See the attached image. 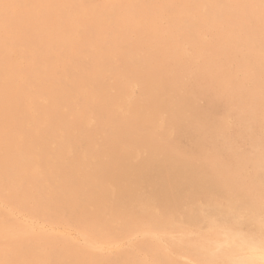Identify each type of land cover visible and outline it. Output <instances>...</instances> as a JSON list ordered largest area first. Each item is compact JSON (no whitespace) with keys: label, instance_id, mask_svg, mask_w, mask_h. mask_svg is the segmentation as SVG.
Returning <instances> with one entry per match:
<instances>
[{"label":"rangeland","instance_id":"374dc122","mask_svg":"<svg viewBox=\"0 0 264 264\" xmlns=\"http://www.w3.org/2000/svg\"><path fill=\"white\" fill-rule=\"evenodd\" d=\"M2 1V0H0ZM10 1V2H9ZM20 1V2H19ZM21 1H25L21 3ZM27 1V3H26ZM37 1V2H36ZM40 1V2H39ZM3 0L0 4V53L3 45L13 44L18 45L20 43L21 49L25 48L21 44L24 40V34L18 31L19 22H25L28 20L33 21L35 24L39 25L38 37L39 41L46 46V49L40 56L37 62H31V60L26 61L23 57L19 58L18 61L20 67H16L10 64L0 65V70L3 69L8 72L6 75L0 74V87L9 84L13 85V91L9 94L12 96L14 91V85H22L24 89H27V94L25 96L26 100V110L30 114V118L36 116L39 119V123L34 127L35 135L38 137L33 142H30L26 137L28 129L22 128L19 130L22 124V119L20 116L21 108H10L8 103L9 95H7L6 100L2 103L0 107V264H61L64 260H68L69 257L66 253H63L64 248L62 245H66L63 241V236L67 237V240L72 238L74 242H78L79 246L85 247V243L90 240L92 247L87 248L85 252L75 255L77 257V264H227L225 259H222L217 253H215L217 244H221L224 238L226 230H228L233 225L240 228L244 233H248L253 229V225L249 224V220L252 216L260 215L261 220L264 221V0H101L100 8L105 7V9L114 8L115 13L111 16H105L103 14L91 12L84 15L79 9L73 11V14L66 15L63 19L64 22L58 24V22H53L45 19L44 12L54 0ZM51 3H50V2ZM56 1V0H55ZM72 1V0H71ZM106 1V2H105ZM109 1V2H108ZM145 1V2H143ZM150 1V2H149ZM180 1V2H179ZM193 1V2H191ZM204 3H203V2ZM224 1V2H221ZM238 1V2H237ZM244 1V2H243ZM251 1V2H250ZM255 1V2H254ZM8 2V3H6ZM32 2V3H31ZM35 2V3H34ZM42 2V3H41ZM48 2V3H46ZM77 5V0H73ZM116 2V3H115ZM118 2V4H117ZM137 2V3H136ZM142 2V3H140ZM148 4H147V3ZM167 2V3H166ZM172 2V3H171ZM191 2V3H190ZM201 2V3H200ZM209 2V3H208ZM218 2V3H217ZM227 2V4H226ZM232 2V3H230ZM237 2V3H236ZM243 2V4H242ZM247 2V3H246ZM30 3V4H28ZM34 3V4H33ZM37 3V4H36ZM46 3V4H45ZM106 3V4H105ZM109 3V4H108ZM134 3V4H133ZM154 3V4H153ZM169 3V4H168ZM171 3V4H170ZM178 3V4H177ZM181 3V4H179ZM183 3V4H182ZM216 3V5L214 4ZM222 3V4H221ZM235 3V5L233 4ZM240 3V4H239ZM15 4V5H14ZM20 4V6H19ZM26 6H25V5ZM34 6H33V5ZM36 4V5H35ZM43 4V6H42ZM49 4V5H47ZM114 4V5H112ZM122 4V5H121ZM140 4V5H139ZM147 4V5H146ZM164 4V5H163ZM198 4V5H197ZM215 6H214V5ZM229 4V5H228ZM260 4V6H259ZM8 7H6V6ZM17 5V6H16ZM32 5V6H31ZM38 5V7H37ZM103 5V6H102ZM109 7H108V6ZM126 5H128L127 8ZM130 6L131 9H130ZM137 7H136V6ZM142 5V6H141ZM180 5V6H178ZM194 5H197V7ZM210 5V6H209ZM212 5V6H211ZM228 5V6H227ZM241 7H240V6ZM254 5V6H253ZM16 6V7H15ZM24 6V7H23ZM31 6V8H30ZM115 6V7H112ZM118 6V7H117ZM167 6V7H166ZM182 6V7H181ZM202 6V8H201ZM207 6V7H206ZM209 6V7H208ZM218 6V7H217ZM228 9H227V7ZM238 6V7H237ZM6 7V8H5ZM14 7V8H13ZM21 8L20 9H18ZM28 7V8H27ZM37 7V8H34ZM45 7V8H44ZM112 7V8H111ZM143 7V8H142ZM178 7V9H177ZM180 7V8H179ZM193 7V9L191 8ZM226 7V8H225ZM233 7V8H232ZM236 9H235V8ZM260 7V8H259ZM262 7V8H261ZM13 9V11L11 9ZM17 8V10H16ZM27 8V9H26ZM30 8V9H29ZM120 8V9H119ZM147 8V9H146ZM169 8V9H168ZM189 8V9H188ZM199 8V9H198ZM218 8V9H217ZM231 8V9H230ZM241 8V9H239ZM245 8V9H243ZM250 8V11H249ZM255 10H254V9ZM25 11H22V10ZM35 9V10H34ZM41 9V11L39 10ZM107 9V10H108ZM126 9V11H125ZM129 9V10H127ZM138 9V11H137ZM141 11H140V10ZM168 9V10H167ZM174 9L173 11H171ZM189 11H188V10ZM195 9H198L197 11ZM208 9V10H207ZM215 9V10H214ZM243 9V10H242ZM247 9V10H246ZM253 9V10H252ZM7 10V14L5 12ZM20 12H19V11ZM28 10V11H27ZM31 10V11H30ZM38 10V12H37ZM135 10V11H133ZM162 10V12H160ZM194 10V12H192ZM227 10V11H226ZM230 10V11H229ZM10 11V12H8ZM35 11V12H34ZM118 11V12H117ZM124 11V12H123ZM140 11V13H139ZM158 13H157V12ZM168 11V12H167ZM191 11V12H190ZM211 11V12H210ZM216 11V12H215ZM223 12V14L221 12ZM236 11V12H235ZM238 11V12H237ZM240 11V12H239ZM242 11V12H241ZM247 11V12H246ZM4 12V13H3ZM13 12V14L11 13ZM16 12V13H15ZM27 12V13H26ZM31 12V15H30ZM130 12V13H129ZM131 12L133 14H131ZM151 14H150V13ZM155 12V14H154ZM170 12V13H169ZM173 12V13H172ZM175 12V13H174ZM182 12V14H181ZM206 12V13H205ZM235 12V13H233ZM244 12V13H243ZM24 13V14H23ZM38 13V14H37ZM43 13V14H42ZM76 13V14H75ZM82 13V14H81ZM117 16L114 17V15ZM123 13V14H122ZM127 13V14H126ZM142 13V14H141ZM211 13V14H210ZM218 13V14H217ZM239 13V14H237ZM247 13V14H246ZM249 13V14H248ZM261 13V14H260ZM263 13V14H262ZM3 14V16H2ZM29 14V15H28ZM34 14L35 16H33ZM41 14V15H40ZM98 14V15H97ZM138 14V16H136ZM166 14V15H165ZM181 14V17L180 15ZM188 14V15H186ZM190 14V15H189ZM207 14V15H205ZM215 14V15H214ZM222 14V15H221ZM242 14V16L240 15ZM5 15V16H4ZM10 15V16H9ZM15 15V16H14ZM17 15V17H16ZM19 15V16H18ZM25 15V16H24ZM120 18H119V16ZM125 15V16H124ZM164 15V16H163ZM183 15V17H182ZM218 15V17H217ZM221 15V16H220ZM226 15V16H225ZM229 15V16H228ZM257 15V16H256ZM260 15V16H258ZM12 16V17H11ZM37 16V17H36ZM42 16V17H41ZM90 16H92L90 18ZM95 16V18H94ZM99 16L101 18H99ZM133 16V17H132ZM176 16V17H175ZM197 16H199L197 18ZM220 16V17H219ZM225 16V17H224ZM236 16V17H235ZM239 16V17H238ZM245 16V18H244ZM256 16V17H254ZM14 17V18H13ZM21 17V19H19ZM78 17V18H77ZM85 17V18H84ZM108 17V18H107ZM143 17V18H142ZM172 17V18H170ZM180 17V18H179ZM195 17V18H194ZM217 17V18H216ZM248 17V18H247ZM255 19H254V18ZM24 18V20H23ZM36 18V19H35ZM43 18V19H42ZM71 18V19H70ZM88 18V19H87ZM97 18V19H96ZM99 18V19H98ZM112 18H115L114 20ZM124 18V19H123ZM138 18V19H137ZM160 18V19H159ZM191 18V20H190ZM203 18V19H202ZM220 18V19H219ZM253 18V19H252ZM42 21H41V20ZM77 19V20H76ZM86 19V20H85ZM110 19V20H109ZM131 19V20H130ZM157 19V20H156ZM172 19V20H171ZM177 19V20H176ZM181 19V20H179ZM216 19V21H215ZM222 19V20H221ZM226 23H224L225 21ZM227 19V20H226ZM244 19V20H243ZM249 19V20H248ZM251 19V20H250ZM258 19V20H257ZM2 20L4 24H2ZM21 20V21H20ZM23 20V21H22ZM39 20V22H38ZM97 20V21H96ZM108 22H107V21ZM119 20V21H118ZM147 20V21H146ZM154 20V21H153ZM156 20V21H155ZM159 20V21H158ZM164 20V21H163ZM170 20V22H168ZM175 22H174V21ZM183 20V21H182ZM203 20V21H202ZM213 20V21H212ZM229 20V21H228ZM233 20V21H231ZM236 20V21H235ZM241 20V22H240ZM260 20V21H259ZM12 21V23H10ZM15 21V22H14ZM45 21V22H44ZM85 21V22H84ZM87 21V22H86ZM125 21V22H124ZM139 21V22H138ZM178 21V22H177ZM182 23H181V22ZM186 21V22H185ZM201 21V22H195ZM211 21V23H210ZM218 21V22H217ZM222 22L219 23V22ZM228 21V22H227ZM246 23H245V22ZM249 21V23H248ZM257 21V22H256ZM17 22V23H16ZM37 22V23H36ZM74 22V23H73ZM103 22V24L101 23ZM111 22V23H110ZM120 22V23H119ZM124 22V23H123ZM130 22V23H129ZM149 22V23H148ZM155 22V23H154ZM157 22V23H156ZM166 24H165V23ZM192 22V23H191ZM206 22V23H205ZM208 22V24H207ZM231 22V23H230ZM233 22V23H232ZM8 23V24H7ZM47 23V25H46ZM95 23V26L94 24ZM111 25H109V24ZM114 23V24H112ZM144 23V24H143ZM177 23V25H176ZM181 23V24H180ZM190 23V24H189ZM229 23V24H228ZM236 23V24H235ZM245 23V24H243ZM253 23V24H252ZM16 24V25H15ZM91 24V25H90ZM101 24V25H100ZM117 24V25H116ZM121 24V25H120ZM147 24V26H146ZM150 26H149V25ZM155 24V25H154ZM157 24V26H156ZM186 24V25H185ZM189 24V25H188ZM194 24V26H193ZM205 24V25H203ZM213 24V25H212ZM233 24V26H232ZM8 25V26H7ZM11 25V27H10ZM14 25V26H13ZM45 25V26H44ZM61 25V26H60ZM89 25V26H87ZM106 25V26H105ZM127 25V26H126ZM135 25V26H134ZM160 25V26H159ZM163 25V26H161ZM165 25V26H164ZM172 25V26H171ZM176 25V26H175ZM188 25V26H187ZM191 25V27H190ZM202 25V26H201ZM211 25V26H210ZM226 25V26H225ZM237 25V28H236ZM241 25V26H240ZM250 27H243V26ZM255 25V26H253ZM258 25V26H257ZM6 26V28H5ZM46 26H50L46 29ZM79 26V27H78ZM86 26V27H85ZM92 26V29H91ZM95 28H94V27ZM114 26V27H113ZM218 28H217V27ZM263 26V27H262ZM82 27V28H81ZM84 27V28H83ZM102 29H101V28ZM157 27V28H156ZM176 27V28H175ZM190 27V29H189ZM201 27V28H200ZM204 27V29L202 28ZM206 27V28H205ZM209 29H208V28ZM211 27V29H210ZM229 27V28H228ZM232 27V29L230 28ZM242 27V28H241ZM259 29H258V28ZM3 28V29H1ZM88 28V30H87ZM99 28V29H98ZM110 28V30H109ZM128 28V30H127ZM161 28V29H160ZM166 30H165V29ZM186 28V29H185ZM196 28V29H195ZM199 28V29H198ZM234 28V30H233ZM246 28V29H244ZM249 28V29H248ZM257 28V29H256ZM15 29V32H13ZM58 29V30H56ZM74 29V30H73ZM87 32H86V30ZM91 29V30H89ZM96 29V30H94ZM115 32H114V30ZM120 29L121 33L118 31ZM123 29V30H122ZM130 29V30H129ZM177 29V30H176ZM179 29V30H178ZM201 29V30H200ZM214 29V30H213ZM230 29V31L228 30ZM241 29V30H240ZM244 29V30H243ZM256 29V30H255ZM71 30V31H70ZM78 30V32H77ZM103 30V31H101ZM106 30V31H105ZM147 30V31H146ZM150 30V31H149ZM163 31V33L160 32ZM210 30V31H209ZM216 30V31H215ZM225 30V31H224ZM243 30V32H242ZM246 30V31H245ZM249 30V31H248ZM255 32H252V31ZM260 30V31H257ZM263 30V31H262ZM83 31V32H82ZM97 31V32H96ZM101 31V33H100ZM126 31V32H125ZM132 31V32H131ZM142 31V32H141ZM154 31V32H153ZM186 31V32H185ZM194 31V32H193ZM214 33H213V32ZM230 33H229V32ZM232 31V32H231ZM239 33H238V32ZM242 33H241V32ZM246 33H245V32ZM252 33H251V32ZM9 32V33H8ZM13 32V35L11 33ZM17 32V35H16ZM46 32V33H45ZM53 34H51V33ZM80 32V33H79ZM82 32V33H81ZM104 32V33H103ZM105 32L108 35L105 34ZM126 34H125V33ZM160 32L161 34H159ZM167 32V33H166ZM197 32V34H196ZM218 32V34L216 33ZM221 34H220V33ZM225 32V33H224ZM235 32V33H234ZM19 33V34H18ZM68 33V34H67ZM72 33V34H71ZM90 33V34H89ZM96 33V34H95ZM150 33V34H149ZM170 33V34H169ZM195 33V34H194ZM205 33V34H203ZM251 33V34H249ZM255 33V34H254ZM42 34V35H41ZM50 34V35H49ZM61 36H60V35ZM95 34V35H94ZM116 34V36H115ZM118 34V35H117ZM137 34V35H135ZM174 34V36H173ZM176 34V36H175ZM186 34V35H184ZM190 34V35H189ZM209 34V35H208ZM224 34V35H223ZM229 34V35H227ZM232 34V35H231ZM237 34V35H236ZM240 34V35H239ZM246 35L245 39L244 36ZM9 37H8V36ZM11 35V36H10ZM81 35V36H80ZM94 35V36H93ZM98 35V36H97ZM101 35V36H100ZM113 35V37H112ZM135 35V36H134ZM159 35V36H158ZM169 35V39H168ZM185 38H184V36ZM195 35V36H194ZM200 35V36H199ZM218 35V36H217ZM220 35V36H219ZM227 35V37L225 36ZM248 35H251L248 36ZM255 35V36H254ZM258 35V36H257ZM14 36V37H13ZM19 40H18V38ZM41 36V37H40ZM44 36V37H43ZM52 36V37H51ZM91 36V37H90ZM96 36V37H95ZM105 36V37H103ZM110 36V37H107ZM128 36V37H127ZM165 36V37H163ZM190 38H189V37ZM197 36H199L197 38ZM224 36V39L221 38ZM234 36V37H233ZM240 36V37H239ZM2 37V38H1ZM43 37V38H42ZM49 37V38H48ZM54 37V38H53ZM61 37V38H60ZM82 37V38H81ZM90 39H88V38ZM118 37V38H117ZM138 37V39H137ZM141 37V38H140ZM158 37V38H157ZM174 37V38H173ZM210 37V38H209ZM215 37V38H214ZM243 37V38H241ZM248 37V38H247ZM254 37V38H253ZM7 38V39H5ZM15 38V40H14ZM22 38V40H20ZM51 38H53L51 40ZM94 38H96L94 40ZM101 38V39H100ZM106 38V39H105ZM109 38V39H108ZM111 38V39H110ZM116 38V39H115ZM126 38V39H125ZM133 38V39H131ZM157 38V40H156ZM163 40H160V39ZM172 38V39H171ZM176 38V39H175ZM192 38V39H191ZM217 38V40H216ZM221 38V39H220ZM232 38V39H231ZM236 38V39H235ZM242 40H241V39ZM248 43H247V39ZM259 38V39H258ZM13 41L11 42V40ZM17 39V40H16ZM49 39V41H48ZM58 39L60 41H58ZM65 39V40H64ZM72 39V42H71ZM77 39V40H76ZM87 39V40H86ZM119 39V40H118ZM137 39V40H136ZM190 39V40H189ZM200 39V40H199ZM208 39V41H207ZM226 39V40H225ZM240 39V40H239ZM252 39V40H251ZM263 39V40H261ZM2 40V41H1ZM8 40V41H7ZM64 40V41H63ZM86 40V41H85ZM90 40V41H89ZM100 40V41H99ZM105 40V41H104ZM131 40V41H130ZM133 40H135L133 42ZM156 40V41H155ZM180 40V41H179ZM182 40V41H181ZM192 40V41H191ZM197 40V42L195 41ZM202 40H204L202 42ZM219 40V41H218ZM225 40V41H224ZM239 40V42H238ZM261 40V41H260ZM10 41V42H9ZM17 41V43H16ZM64 43H63V42ZM93 41V42H92ZM97 41V43H96ZM102 41V42H101ZM109 41V42H106ZM127 41V42H126ZM138 41V42H137ZM160 41V42H159ZM165 41V42H164ZM191 41V42H190ZM222 41L224 43H222ZM237 41V42H236ZM244 43H243V42ZM260 41V43L256 42ZM263 41V43H262ZM7 42V43H6ZM14 42V43H13ZM54 42L56 44H54ZM83 43L80 45V43ZM95 42V43H94ZM106 42V43H105ZM118 42V43H116ZM126 42V43H125ZM140 42V43H139ZM146 42V43H145ZM172 42V43H170ZM177 42H179L177 44ZM189 42V43H188ZM197 44H196V43ZM205 42V43H204ZM208 42L210 44H208ZM231 42V45L229 46ZM233 42V44H232ZM252 42L253 45L252 46ZM61 43V45L59 44ZM88 43V45H86ZM95 45H91V44ZM108 43V44H107ZM121 43V44H120ZM134 43V44H133ZM141 43H143V46ZM153 43V44H152ZM168 43H170L168 45ZM67 44V46H66ZM118 44V45H117ZM133 44V45H132ZM138 44V45H137ZM141 44V45H140ZM152 44V45H151ZM158 44V45H157ZM167 44V46H166ZM177 44V46H176ZM191 44V45H189ZM204 44V45H203ZM207 44V45H206ZM214 46H212V45ZM223 46L221 49L219 46ZM55 47H54V46ZM59 47H56V46ZM83 48L80 49V47ZM85 45V46H83ZM91 45V46H90ZM99 45V46H98ZM104 45V46H103ZM107 45V47H106ZM129 47H128V46ZM154 45V46H153ZM183 45V46H182ZM209 45V47H208ZM234 45V46H233ZM243 45V46H242ZM262 45V46H261ZM61 46V47H60ZM75 46V48L73 47ZM78 46V47H77ZM126 46V47H125ZM148 46V47H147ZM153 48H152V47ZM165 46V47H164ZM174 46V47H172ZM179 46V48H178ZM202 46V47H201ZM228 46V48H226ZM236 46V47H235ZM239 46V47H237ZM246 46V47H244ZM252 48H249V47ZM258 46V47H257ZM260 46V47H259ZM50 47V48H49ZM67 47V48H66ZM89 47V48H88ZM103 47V49H102ZM111 47V48H109ZM124 47V48H123ZM133 47V48H132ZM164 47V48H163ZM184 47V48H183ZM192 47V48H189ZM209 49H208V48ZM241 47V48H240ZM65 48V49H63ZM97 48V49H96ZM106 48V49H104ZM114 48V49H113ZM123 48V49H122ZM126 48V49H125ZM140 48V49H139ZM146 48L149 50L146 51ZM168 50H167V49ZM179 50H178V49ZM207 48V49H206ZM217 48V50L215 49ZM227 50H225V49ZM233 49V51L231 49ZM246 48V49H245ZM54 49V50H53ZM136 51H135V50ZM164 51H163V50ZM173 49V50H172ZM199 49V50H198ZM205 49V50H204ZM215 49V52H214ZM219 49V50H218ZM238 49V50H237ZM245 49V50H243ZM254 49V50H252ZM21 50V51H22ZM67 50V53H66ZM76 50V52H75ZM79 52H78V51ZM82 50V51H81ZM85 50V51H84ZM99 50V51H98ZM103 50V51H102ZM111 50L113 52H111ZM127 50V51H126ZM131 52H130V51ZM135 52L133 53L132 52ZM170 50V51H169ZM182 50V51H180ZM201 50V51H200ZM212 50V51H211ZM224 50V51H223ZM235 50V51H234ZM240 50V51H239ZM251 50V52H250ZM58 51V52H56ZM63 51V52H62ZM65 51V52H64ZM74 51V52H73ZM97 51V52H96ZM105 51V52H104ZM116 51V53H114ZM123 51V52H122ZM146 51V52H145ZM180 51V52H178ZM189 51V52H188ZM203 51V52H202ZM218 51V53H217ZM220 51V52H219ZM226 51V52H225ZM62 52V54H61ZM81 52V53H80ZM89 52V53H87ZM121 52V54H120ZM128 52V53H127ZM167 52V53H166ZM170 52V53H169ZM176 52V53H175ZM193 52V54L191 53ZM212 52V53H211ZM235 52V53H234ZM58 53V55H56ZM66 53V54H65ZM70 53V54H69ZM93 53V54H92ZM98 53V54H96ZM101 53V54H100ZM108 53V54H107ZM112 53V54H111ZM114 53V54H113ZM172 53V54H171ZM182 53V54H181ZM195 53V54H194ZM200 53V54H197ZM205 53V54H204ZM210 53V54H209ZM224 53V54H223ZM230 53V54H229ZM250 53V54H249ZM258 53V55H257ZM260 53V55H259ZM51 54V56H49ZM83 54V56H82ZM99 54L101 56H99ZM130 54V55H129ZM140 54V55H139ZM143 54V55H142ZM163 56H161V55ZM171 54V56H170ZM177 54V55H176ZM204 54V56H203ZM209 54V55H208ZM217 54V55H216ZM219 54V55H218ZM236 54V55H235ZM240 54H242L240 56ZM251 54H253L251 56ZM55 55V56H54ZM81 55V58H80ZM117 55V56H116ZM121 55V56H120ZM135 55V56H134ZM176 57H174V56ZM189 55V56H188ZM196 55V56H195ZM226 55V57H224ZM231 55V56H230ZM234 55V57L232 56ZM56 58L53 60V57ZM78 58H77V57ZM90 56V57H89ZM116 56V57H115ZM126 56V57H125ZM133 57V59H131ZM142 58H141V57ZM180 56V57H179ZM183 56V57H182ZM185 56V57H184ZM199 56V58H198ZM203 58H202V57ZM211 56V57H210ZM237 56V57H236ZM245 58H244V57ZM255 56V58L253 57ZM256 56H259L256 58ZM50 57V58H49ZM58 57V58H57ZM61 57V58H60ZM89 60H87V58ZM94 57V58H93ZM103 57V58H102ZM122 57V58H120ZM147 57V58H146ZM158 57V58H157ZM162 57V58H161ZM174 57V58H172ZM187 57V58H186ZM190 57V58H189ZM194 57V59H192ZM218 57V58H217ZM224 59H223V58ZM242 57V58H241ZM249 57V59L247 58ZM42 58V60H40ZM60 58V59H59ZM64 58V59H63ZM107 58V59H106ZM111 58V59H110ZM129 58V59H128ZM157 58V59H156ZM164 58V59H163ZM170 60H169V59ZM196 58V59H195ZM209 58L208 60H206ZM229 58V59H228ZM233 58V59H232ZM244 58V59H243ZM2 59V60H1ZM51 59V60H50ZM65 59H68L65 61ZM73 59H75L73 61ZM79 59V60H78ZM84 61H83V60ZM100 59V60H99ZM118 59V60H117ZM121 59V60H120ZM126 59V60H124ZM131 59V60H130ZM151 59V61L149 60ZM156 59V61H155ZM162 59V61H161ZM169 61H168V60ZM176 59V60H175ZM187 59V61H186ZM191 59V60H190ZM203 59V60H202ZM220 59V60H219ZM222 59V60H221ZM232 59V60H231ZM246 59V60H245ZM252 59V60H251ZM256 61H255V60ZM258 59V60H257ZM48 60V61H47ZM51 62H50V61ZM56 60V62H55ZM57 60L59 61L57 63ZM63 60V61H61ZM77 60L79 61L77 63ZM93 60V62H92ZM103 60V61H102ZM105 60V62H104ZM109 60V61H108ZM130 60V62H129ZM137 60V61H136ZM144 60V62L142 61ZM147 60V61H146ZM184 60V61H183ZM202 60V61H201ZM218 60V61H217ZM225 60V61H223ZM228 60V61H227ZM241 61L238 62L237 61ZM255 62H254V61ZM4 58H1L0 62H4ZM46 61V62H43ZM65 61V62H64ZM72 61V62H69ZM115 61V62H114ZM117 61V62H116ZM124 63H123V62ZM139 61H141L139 63ZM165 61V62H164ZM179 61V62H177ZM191 61V62H190ZM198 61V62H197ZM205 61V62H204ZM210 61V62H208ZM217 61V62H216ZM230 61V62H229ZM49 62V63H48ZM53 62L55 64H53ZM63 62V63H62ZM69 62V63H68ZM120 62V63H119ZM132 62V63H131ZM134 62V63H133ZM157 65L163 64L164 65ZM162 62V63H161ZM169 62V63H168ZM188 62V63H187ZM199 64H197V63ZM208 64L204 65V63ZM216 62V63H215ZM226 62V63H224ZM235 64H234V63ZM23 63V66H22ZM25 63V64H24ZM32 63V64H31ZM34 63V66H33ZM41 63V65H40ZM48 63V64H47ZM68 63V64H67ZM73 65H72V64ZM75 63V65H74ZM77 63V64H76ZM85 63V64H83ZM99 63V64H98ZM103 63V67L100 66ZM123 63V64H122ZM144 66H142L143 64ZM152 63V64H151ZM172 63V64H171ZM173 63H175L173 65ZM185 63V64H184ZM212 63V64H211ZM215 63V64H214ZM232 63V64H231ZM242 63V64H239ZM245 63V64H244ZM254 65H252V64ZM257 65H256V64ZM44 64V65H43ZM45 64L48 66L46 67ZM51 64V65H50ZM63 69H62V65ZM67 64V66H66ZM82 64V65H81ZM127 64V65H126ZM129 64V65H128ZM133 64V65H132ZM139 66H138V65ZM148 64V66H147ZM154 64L153 67H151ZM168 64V66L166 65ZM248 64V65H246ZM261 64V65H260ZM35 65H37L35 67ZM39 65V67H38ZM78 65V66H76ZM86 65L88 67H86ZM117 67H116V66ZM120 67H119V66ZM122 65V67H121ZM124 65V66H123ZM151 65V66H150ZM183 65V66H182ZM190 65V66H189ZM196 65V66H195ZM201 65V66H200ZM217 65V66H215ZM223 65V67L221 66ZM240 65V66H239ZM251 65V66H249ZM256 65V67H255ZM8 66V67H7ZM13 69H21L19 77H13ZM31 66V68L29 67ZM53 66V67H52ZM72 67L79 69L88 68L83 74H86V79L89 81L85 85V90L90 92V86L93 82L98 81L101 77H105L109 87V96L117 107L114 113V119H109L105 124L97 126L98 118L94 112L86 113L83 112L84 105L81 106L80 103L64 106L60 105L63 103L62 97L57 95L54 87L52 86L56 79L61 76L67 68ZM74 66V67H73ZM85 66V68L83 67ZM106 66V67H105ZM108 66V67H107ZM115 66V67H114ZM131 66V67H130ZM146 66V67H145ZM166 66V68H165ZM175 66V67H174ZM198 66V68H197ZM205 66V67H204ZM221 66V67H220ZM225 66V67H224ZM262 66V67H261ZM7 67V68H6ZM25 67V68H24ZM28 67V68H27ZM36 69H34V68ZM52 67V68H51ZM56 67V68H54ZM91 67V68H89ZM93 67V68H92ZM98 67V68H97ZM113 67V68H112ZM130 67V68H129ZM135 67V69H134ZM137 67V68H136ZM139 67V68H138ZM164 67V69H163ZM183 67V68H182ZM201 69H200V68ZM204 67V68H202ZM230 67V68H229ZM237 67L239 70H237ZM248 68V70H246ZM259 67V68H257ZM47 68V69H46ZM103 68V70H101ZM104 68L106 69L104 71ZM125 68V70H124ZM148 68V69H147ZM151 68V69H150ZM156 68V70H155ZM173 68V69H172ZM181 68V69H179ZM185 68V69H184ZM187 68V70H186ZM190 68V69H189ZM213 68V69H212ZM218 68V70H217ZM245 68V70H244ZM29 71H25V70ZM31 69V70H30ZM37 69L40 71H37ZM54 69V72H53ZM62 69V70H61ZM92 69V70H91ZM96 69V70H95ZM98 69V71H97ZM114 69V70H113ZM129 69L130 71H128ZM150 69V70H149ZM177 69V70H176ZM189 69V70H188ZM196 70V72L194 70ZM198 69V70H197ZM200 69V70H199ZM250 72L248 73V71ZM262 69V70H260ZM94 70V71H93ZM133 70V72H132ZM170 70V71H169ZM175 73L174 75L172 73ZM210 72H209V71ZM223 70V71H222ZM226 70V72L224 71ZM230 70V71H227ZM245 72H244V71ZM31 71V72H30ZM34 73H33V72ZM50 71L52 74H50ZM57 71L58 74L55 72ZM92 73H91V72ZM104 73H103V72ZM114 71V72H112ZM118 74H116V72ZM146 71V72H145ZM154 71V72H153ZM163 71V72H160ZM183 71V72H182ZM186 73H185V72ZM188 71V72H187ZM190 71V72H189ZM192 71V72H191ZM206 71V72H204ZM236 71V72H235ZM247 71V72H246ZM4 72V71H3ZM26 72V73H25ZM37 72V75L35 76ZM129 72V73H128ZM142 74H141V73ZM148 72V73H147ZM159 72V73H155ZM182 74H180V73ZM210 74H209V73ZM221 72V73H220ZM258 76H256V74ZM12 73V74H11ZM24 73V74H23ZM50 75H48V74ZM62 73V74H61ZM100 74L98 76V74ZM106 73V74H105ZM121 73V76H119ZM138 74L140 76L134 74ZM140 73V74H139ZM153 73L156 77L153 76ZM190 73V74H189ZM199 73V74H197ZM216 73V75H214ZM219 73V74H218ZM229 73V74H228ZM243 73V74H242ZM39 74V76H38ZM41 74V75H40ZM43 74V75H42ZM54 74V75H53ZM88 74V75H87ZM109 74V76H108ZM129 74V75H128ZM145 74V75H144ZM149 74V75H148ZM151 74V75H150ZM170 74V75H169ZM186 74V75H184ZM195 74V75H192ZM205 74V75H204ZM233 74V75H232ZM236 74V75H234ZM246 74V75H245ZM1 75H5L4 79ZM29 81H24L23 76ZM27 75V77H26ZM45 75V76H44ZM56 75V79L55 76ZM59 75V76H58ZM93 75V76H92ZM125 75V76H124ZM143 77H142V76ZM148 76L150 78L148 79ZM161 75V76H160ZM164 75V77H163ZM174 75V76H173ZM207 75V76H206ZM220 75V76H218ZM223 75V76H221ZM35 76V77H32ZM38 76V77H37ZM89 76V77H88ZM95 76V77H94ZM108 76V77H107ZM129 76V77H128ZM145 76V77H144ZM152 76V78H151ZM178 76V77H177ZM196 76V77H195ZM204 76V77H203ZM216 76V77H213ZM234 76V77H233ZM238 76V77H237ZM245 76V77H244ZM13 77V78H12ZM42 77V78H39ZM51 77V78H50ZM98 77V78H97ZM100 77V78H99ZM110 77V78H109ZM117 77V78H116ZM127 77V78H126ZM137 79H135V78ZM154 77V78H153ZM159 77V78H158ZM175 78L174 80L170 78ZM185 77V78H184ZM200 77V78H199ZM209 77V78H208ZM211 77V78H210ZM222 77L224 79H222ZM229 77V78H228ZM244 81H243V78ZM260 77V78H259ZM16 78V79H15ZM33 78V79H31ZM46 80H44V79ZM94 78V79H93ZM126 78V79H124ZM130 78V79H129ZM141 78V79H140ZM145 79V81L143 79ZM164 78V79H163ZM182 78V79H181ZM198 78V79H197ZM242 78V79H241ZM16 81H15V80ZM36 80L37 83L31 82ZM51 79V80H50ZM53 79V80H52ZM118 81H117V80ZM122 79V80H121ZM155 79V80H154ZM204 79V80H203ZM214 79V80H213ZM226 81H222V80ZM232 79V80H231ZM235 79V81H233ZM250 79V82H249ZM253 79V80H252ZM255 79V80H254ZM262 79V80H261ZM8 80V81H7ZM12 80V81H11ZM21 80H22V83ZM34 80V81H35ZM44 80V81H43ZM48 80V81H47ZM50 80V81H49ZM92 80V81H91ZM134 80V81H133ZM137 80V81H136ZM157 80V81H156ZM168 80V81H167ZM170 80V81H169ZM196 82H195V81ZM219 80V81H217ZM229 80V81H228ZM261 80V81H259ZM40 81V82H39ZM54 81V82H53ZM87 81V80H86ZM115 81V82H114ZM117 81V82H116ZM139 81V82H138ZM142 81V82H141ZM149 81V82H148ZM213 81L215 83H213ZM237 81V82H236ZM263 81V82H262ZM15 82V83H14ZM18 82V83H17ZM91 82V83H90ZM126 82V83H125ZM136 82V83H135ZM156 84H154V83ZM177 82V83H176ZM180 82V83H179ZM183 82V83H181ZM189 82V83H188ZM193 82V83H192ZM217 82H219L217 84ZM222 84H221V83ZM229 82V83H228ZM244 82V83H243ZM246 82V83H245ZM254 82V83H253ZM13 83V84H12ZM25 83V86H24ZM27 83L30 85L27 86ZM48 83L51 85L49 86ZM89 83V85H88ZM120 83V84H119ZM146 83V84H144ZM148 83V84H147ZM164 85H163V84ZM187 83V84H186ZM195 83V84H194ZM197 83V84H196ZM224 83V84H223ZM227 85H226V84ZM233 83V84H232ZM241 83V84H240ZM262 83V84H261ZM41 85V87L39 86ZM122 84V85H121ZM142 84V85H141ZM160 84V85H159ZM167 84V85H166ZM171 84V85H170ZM180 84V86H179ZM185 84V85H184ZM203 84V85H202ZM207 84V85H204ZM210 84V85H209ZM215 84V86H213ZM230 84V85H229ZM237 84V85H235ZM35 85V86H32ZM114 85V86H113ZM118 85V86H117ZM124 85V86H123ZM139 85V86H138ZM141 85V86H140ZM151 87V88H149ZM151 85V86H150ZM154 85V86H153ZM159 85V86H158ZM199 85V86H198ZM201 85V86H200ZM219 85V86H218ZM235 85V86H234ZM243 85V86H242ZM255 85V86H254ZM9 86V87H10ZM47 86V87H46ZM121 86V87H120ZM158 86V88H157ZM165 86V87H164ZM168 86V87H167ZM196 86V88H195ZM212 86V87H210ZM225 86V88H224ZM227 86V87H226ZM234 86V88H233ZM237 86V87H236ZM2 87V88H3ZM36 87V88H35ZM38 87V88H37ZM44 87V88H43ZM49 87V88H48ZM173 87V89H172ZM194 87V88H193ZM200 87V88H199ZM206 87V88H205ZM208 87V89H207ZM218 87V88H217ZM241 87V88H240ZM257 87V88H256ZM35 88V89H33ZM41 88V90L39 89ZM46 88V89H45ZM115 88V89H114ZM120 88V89H119ZM135 88V89H134ZM141 88V89H139ZM154 88V89H153ZM162 88V89H161ZM167 88V89H166ZM170 88V89H169ZM211 88V89H210ZM227 88V89H226ZM239 88V89H238ZM245 88V90L243 89ZM248 88V89H247ZM251 92H250V89ZM262 88V89H261ZM33 89V90H32ZM43 89V90H42ZM48 89V90H47ZM114 89V90H113ZM117 89V90H116ZM134 89V90H133ZM144 89V90H143ZM146 89V90H145ZM161 89V91H159ZM180 89V90H179ZM185 89V90H184ZM205 89V90H204ZM213 89V90H212ZM216 89V90H215ZM225 89V90H224ZM259 89V90H258ZM52 90V91H51ZM140 90V91H139ZM167 90V91H166ZM175 90V91H174ZM197 90V91H196ZM207 90V91H206ZM220 90V91H219ZM224 90V91H223ZM227 90V91H226ZM234 90V91H233ZM242 90V91H241ZM244 90V91H243ZM31 91V92H30ZM34 91V92H33ZM36 91V92H35ZM48 91V92H47ZM122 91V92H121ZM195 91V92H194ZM212 91V92H210ZM229 91V92H228ZM237 91V92H236ZM240 91L242 93H240ZM248 91V92H247ZM253 91V92H252ZM259 91V92H258ZM8 92V91H7ZM50 92V93H49ZM53 92V93H52ZM143 92V93H142ZM157 92V93H156ZM163 92V93H162ZM180 92V93H179ZM190 92V93H189ZM193 92V93H192ZM205 92V93H204ZM221 92V93H220ZM233 92V93H232ZM243 92L245 94H243ZM32 93V94H31ZM39 93V94H38ZM41 93V94H40ZM56 93V94H55ZM91 97H96L95 93L90 92ZM141 93V94H139ZM152 93V95H151ZM153 93L155 94L153 96ZM162 93V94H161ZM166 93V94H164ZM174 93V94H173ZM185 93V94H184ZM202 93V94H201ZM207 93V94H206ZM226 93V94H225ZM35 94V95H34ZM117 94V95H116ZM148 94V96H147ZM160 94V95H159ZM177 96H176V95ZM190 94V95H188ZM193 94V95H191ZM196 94V95H194ZM201 94V96H200ZM205 94V95H204ZM210 96H207L209 95ZM214 94V96H213ZM223 94V95H222ZM249 94V95H248ZM254 96H252V95ZM260 94V95H259ZM28 95V96H27ZM34 95V96H33ZM140 95V96H139ZM158 95V96H156ZM163 95V96H161ZM182 95V97H181ZM203 95V96H202ZM226 95V96H225ZM237 95V96H236ZM248 95V96H247ZM262 95V96H261ZM52 96V97H51ZM55 96V97H54ZM57 96V97H56ZM120 96V97H119ZM151 96V98L149 97ZM161 96V97H160ZM165 96V97H164ZM186 96V97H185ZM188 96V97H187ZM205 96V97H204ZM213 96V97H212ZM222 96V97H221ZM229 96V97H227ZM242 96V97H241ZM251 96V97H250ZM259 96V98H257ZM261 96V97H260ZM139 97V98H138ZM146 97V98H145ZM153 97V98H152ZM163 97V98H162ZM168 97V98H167ZM172 97V98H171ZM185 99H184V98ZM194 97V99H193ZM197 97V98H196ZM236 97V98H235ZM246 97V98H245ZM33 98V100H32ZM122 98V99H121ZM132 98V100H131ZM138 98V99H137ZM148 98L149 101H146ZM167 98V99H166ZM171 98V100H170ZM189 98V100H188ZM209 100H208V99ZM244 98V99H243ZM249 98V99H248ZM35 99V100H34ZM57 102V100H59ZM135 99V100H134ZM140 99V100H139ZM157 100V102L155 100ZM159 99V101H158ZM173 99V100H172ZM176 99V100H175ZM183 99V100H182ZM241 101H240V100ZM252 99V101H251ZM255 99V100H254ZM38 102H37V101ZM43 100V101H42ZM46 100V102H45ZM142 100V101H141ZM175 100V101H174ZM193 100V101H192ZM228 100V101H226ZM233 100V101H232ZM237 100V101H236ZM261 100V101H260ZM41 101V102H40ZM140 101V102H139ZM154 101V102H153ZM230 101V103H229ZM232 101V102H231ZM240 101V103H239ZM38 103L36 105V103ZM57 102V107L55 103ZM134 102V104H132ZM137 102V103H136ZM145 102V103H144ZM159 102V103H158ZM172 102V104H171ZM175 102V104H174ZM185 104H183V103ZM205 102V103H204ZM228 102V103H227ZM236 102V103H235ZM8 103V104H7ZM30 103V104H29ZM49 103V104H48ZM158 103V104H156ZM162 103V104H160ZM165 103V104H164ZM181 103V104H180ZM189 103V104H188ZM194 103V104H193ZM239 103V104H238ZM29 104V105H28ZM33 104V106H32ZM54 104V106H53ZM165 106H162V105ZM170 104V105H168ZM183 104V105H182ZM255 106H254V105ZM42 105V106H40ZM136 105V106H135ZM142 105V106H141ZM173 105V107H172ZM213 105V106H212ZM233 107H232V106ZM45 106V107H44ZM49 106V107H47ZM77 106V108H76ZM138 106V107H137ZM154 106V108H153ZM161 106V107H160ZM169 106V107H168ZM179 106V107H178ZM182 106V108H181ZM187 106V108H186ZM193 106V108H192ZM199 106V107H198ZM225 106V107H224ZM230 108H229V107ZM251 107V108H248ZM260 106V107H259ZM43 107V108H42ZM51 107V108H50ZM60 107V108H59ZM75 107V108H74ZM135 107V108H134ZM146 107V108H145ZM149 107V108H148ZM157 107L158 110H157ZM172 107V108H170ZM186 109H185V108ZM219 107V108H218ZM235 107V108H234ZM4 108V109H3ZM36 108H38L36 110ZM50 108V109H49ZM139 108V109H138ZM162 108V109H161ZM166 108V109H163ZM181 108V109H180ZM218 108V109H216ZM221 108V110H219ZM232 108V110H231ZM2 109V110H1ZM6 109V111H5ZM34 109V110H33ZM45 109V110H44ZM49 109V110H48ZM54 109V110H53ZM71 109V110H70ZM136 109V110H135ZM138 109V110H137ZM147 109V110H146ZM149 109V110H148ZM170 109V110H169ZM175 109V110H174ZM185 109V110H183ZM199 111H198V110ZM206 109V110H205ZM209 109V110H208ZM252 109V111H250ZM39 110V113H38ZM49 112H48V111ZM70 110V111H69ZM135 110V111H134ZM143 110V111H142ZM154 110V111H153ZM157 110V111H156ZM160 110V111H159ZM184 112H182V111ZM189 110V111H188ZM197 110V111H196ZM213 110V111H212ZM215 110V111H214ZM248 110L251 112H248ZM254 110V111H253ZM3 111V112H2ZM32 111V112H31ZM47 111V113L43 112ZM59 111V112H58ZM138 111V113H137ZM172 114H170V112ZM179 111V112H177ZM207 113L205 114V112ZM218 111L220 112L218 114ZM224 111V112H223ZM242 111V112H241ZM256 111V112H255ZM9 114L7 115L6 114ZM12 112V113H11ZM19 112V113H18ZM37 112V113H36ZM80 112V113H79ZM120 112V113H119ZM128 112V113H127ZM154 112V113H153ZM159 112V113H158ZM169 112V113H166ZM177 112V113H176ZM194 114H193V113ZM199 112V113H198ZM202 112H204L202 114ZM215 112V113H214ZM228 112V113H227ZM43 113V114H42ZM49 113V114H48ZM58 113V114H57ZM126 113V114H125ZM137 113V114H136ZM141 113V114H140ZM182 113V114H181ZM188 113V114H187ZM6 114V115H5ZM39 116H37V115ZM41 114V115H40ZM67 114V115H66ZM86 114V115H85ZM140 114V115H139ZM158 114V115H157ZM169 117H167L168 115ZM186 114V116H185ZM192 114V115H191ZM208 114V115H207ZM215 114V116H214ZM226 114V115H225ZM242 114V115H241ZM245 116H244V115ZM251 114V116L249 115ZM255 114V115H254ZM49 115V116H48ZM54 117H51V116ZM57 115V116H56ZM157 115V116H156ZM172 115V117H171ZM174 115V116H173ZM182 115V117L180 116ZM191 115V120L188 118ZM202 115V116H201ZM206 115V116H205ZM250 117H249V116ZM4 116V117H3ZM80 116V117H79ZM83 116V117H82ZM161 116V117H160ZM179 116V117H177ZM185 116V117H184ZM195 116V119L194 117ZM200 116V117H199ZM205 116V117H204ZM232 116V117H231ZM255 116V117H254ZM257 116V118H256ZM19 120H18V118ZM41 117V118H40ZM44 119L46 120H43ZM49 117V118H48ZM78 117V118H77ZM129 117V119H128ZM131 117V118H130ZM137 117V118H136ZM213 119L211 120L210 119ZM236 117V118H235ZM238 117V118H237ZM246 117V118H245ZM252 117L254 119H252ZM6 118V119H5ZM14 120H12V119ZM17 118V119H16ZM56 118V119H55ZM67 118V119H66ZM140 118V119H139ZM156 118V119H155ZM176 118V119H175ZM183 118V119H181ZM185 118V119H184ZM207 118V119H206ZM218 118L220 121L218 122ZM224 118V119H222ZM234 118V119H233ZM240 118V119H239ZM260 118V119H259ZM2 119V120H1ZM10 119V120H9ZM41 119V120H40ZM51 119V120H50ZM118 119V120H115ZM205 121H204V120ZM209 119V120H208ZM4 120L6 122H4ZM17 120V121H16ZM84 121L86 125L97 126L98 127V137H102L103 143L100 146L102 148L101 158L102 165L101 170L104 172L103 177V188H107V193L103 192V195H98V192H92L86 195V200H88L82 208H80L78 217L70 218L60 212L53 215V219L46 217L45 213L41 212L42 209L39 206L42 201L46 200L50 196V192L47 194L41 193V196L37 197L39 184L43 179H39L40 172L32 173V169L35 167L41 171L39 167L40 164V154L45 153L48 159L54 160L53 152L56 147H58L60 139L63 135L71 134L74 136L82 135L83 129L80 130L79 126L75 127V123L79 121ZM129 120V124L128 121ZM133 122H131V121ZM152 120V121H151ZM157 120V121H156ZM163 120V121H161ZM175 120V121H174ZM203 120V121H202ZM236 122H235V121ZM244 120V121H243ZM252 120V122H251ZM258 120V122H257ZM43 123H41V122ZM53 121V122H51ZM55 121V122H54ZM88 121V122H87ZM127 121V122H126ZM148 121V122H147ZM157 123H156V122ZM190 121V122H189ZM199 123H198V122ZM202 121V122H201ZM226 121V122H225ZM242 121V122H241ZM248 121V122H247ZM260 121V122H259ZM14 122V123H13ZM59 122V125H58ZM110 122V124H109ZM175 122V123H174ZM206 122V123H205ZM209 122V123H208ZM211 122V124H210ZM224 122V123H223ZM244 122V123H243ZM254 122V123H253ZM18 125H17V124ZM21 123V124H20ZM41 123V124H40ZM49 123V124H46ZM65 123V125H63ZM67 123V124H66ZM114 123V124H113ZM125 123H127L128 126ZM154 123V124H152ZM174 123V124H173ZM178 123L180 125H178ZM193 123V124H192ZM208 123V124H207ZM219 123V124H218ZM228 123V124H227ZM236 123V124H234ZM240 123V124H239ZM252 123V124H251ZM11 124V125H10ZM55 124V125H54ZM146 124V125H144ZM202 124V125H201ZM210 124V125H209ZM233 124V125H232ZM243 124H245L243 126ZM255 124V125H253ZM6 125V126H5ZM10 125V126H9ZM15 125V126H14ZM20 125V126H19ZM39 125V126H38ZM63 125L60 128H57ZM72 125V126H71ZM74 125V126H73ZM118 125V126H117ZM126 125V126H125ZM136 125V126H135ZM160 125V126H159ZM187 125V126H185ZM192 125V126H191ZM195 125V126H194ZM212 125V127H211ZM262 125V126H261ZM51 126V127H50ZM55 130H54V128ZM69 126V127H68ZM85 126V125H84ZM112 126V127H111ZM117 126V127H116ZM124 126V129L122 127ZM145 126V127H144ZM150 126V128H149ZM162 126V127H161ZM180 126V127H179ZM194 126V127H193ZM206 126V127H204ZM221 126V127H219ZM251 126V127H250ZM255 126V127H254ZM10 127V128H9ZM19 127V128H18ZM41 127V128H40ZM64 127V128H63ZM66 127V128H65ZM68 127V128H67ZM75 127V128H74ZM96 127V128H97ZM103 129L101 131V128ZM109 127H111L109 129ZM115 127V128H113ZM129 129H127V128ZM139 127V128H138ZM154 127V128H153ZM196 127V128H195ZM219 127V128H218ZM225 127V128H224ZM230 127V128H229ZM235 129H234V128ZM253 127V128H252ZM6 128V129H5ZM9 128V129H8ZM13 128V130H12ZM14 128H16L14 130ZM74 128V129H73ZM79 128V129H76ZM119 128V129H117ZM135 128V129H133ZM168 128V129H167ZM199 128V129H198ZM207 130H206V129ZM212 128V129H211ZM218 128V129H217ZM232 128V129H231ZM260 128V129H259ZM48 129V131H46ZM52 129V130H51ZM64 131H63V130ZM115 129V130H114ZM132 129V130H131ZM162 129V130H161ZM188 129V130H187ZM195 131H194V130ZM217 129V130H216ZM250 129V130H249ZM253 129V130H252ZM256 129V130H255ZM10 130V131H8ZM43 130V131H42ZM105 130V132H104ZM121 130V131H120ZM130 130V132H129ZM135 130V131H134ZM146 130V131H145ZM148 130V131H147ZM185 130V131H184ZM203 130V131H202ZM209 130V131H208ZM223 130V131H222ZM241 130V131H240ZM244 130V131H243ZM55 133H53V132ZM67 131V132H66ZM118 131V132H117ZM127 131V132H126ZM188 131V132H187ZM194 131V132H193ZM200 131V132H199ZM231 131V132H230ZM233 131V132H232ZM9 132V134H7ZM19 135H18V133ZM37 132V133H36ZM63 132V133H62ZM70 132V133H69ZM126 132V133H124ZM145 132V133H144ZM149 132V133H148ZM184 132V134H183ZM191 134H190V133ZM211 132V133H210ZM220 132V133H219ZM223 132L226 134L223 135ZM243 132V133H242ZM253 132V133H252ZM13 133V134H12ZM16 133V134H15ZM23 133V135H22ZM77 133V134H76ZM102 133V134H101ZM113 133V134H112ZM134 133V134H133ZM153 133V134H152ZM190 135H189V134ZM195 135H194V134ZM209 133V134H208ZM218 133V134H216ZM233 133V134H231ZM252 133V135H251ZM11 134V135H10ZM47 134V135H46ZM51 134V135H50ZM108 134V135H107ZM110 134V135H109ZM112 134V135H111ZM115 134V135H114ZM121 134V135H120ZM127 134V135H126ZM140 134V135H139ZM142 134V135H141ZM147 134V137H146ZM156 136H155V135ZM163 134V135H162ZM179 134V136H178ZM229 134H231L229 136ZM239 134V135H238ZM243 134V136H242ZM262 134V135H261ZM12 137H10V136ZM18 135V136H17ZM137 135V136H136ZM144 135V136H143ZM152 135V136H151ZM166 135V136H165ZM192 135V136H191ZM197 135V136H196ZM202 135V136H201ZM209 135V136H208ZM220 135V136H218ZM25 136V137H24ZM54 136V137H53ZM107 136V137H105ZM115 138H114V137ZM122 136V137H121ZM129 136V137H128ZM134 136V137H131ZM141 136V138H140ZM143 136V138H142ZM150 136V137H149ZM201 136V137H200ZM213 136V137H212ZM226 136V137H225ZM240 136V137H239ZM9 137V138H7ZM54 139H53V138ZM56 137V138H55ZM119 137V138H118ZM128 137V138H125ZM154 137V138H153ZM203 137V138H202ZM224 137V138H223ZM260 137V138H259ZM263 137V138H262ZM27 138V141H26ZM40 138V139H39ZM106 138V139H105ZM132 138V139H131ZM139 138V139H137ZM181 138V139H180ZM187 138V139H186ZM194 138V140H193ZM201 138V139H200ZM209 138V139H208ZM214 138V139H213ZM230 138V139H229ZM238 138V140H237ZM43 139V140H42ZM50 141H49V140ZM54 142H52L51 141ZM110 139V140H109ZM120 139V140H119ZM122 139V140H121ZM124 139V140H123ZM149 139V140H148ZM154 139L158 142H155ZM158 139V140H157ZM162 141H161V140ZM190 139V140H189ZM203 139V140H202ZM212 139V140H211ZM217 139V140H216ZM225 139V140H224ZM229 141H228V140ZM7 140V141H6ZM47 140V141H46ZM58 140V141H57ZM108 140V141H107ZM117 140V141H116ZM141 140V141H140ZM143 140V141H142ZM168 140V141H167ZM178 140V141H177ZM211 140V141H210ZM224 140V141H223ZM237 140V141H236ZM254 140V141H253ZM11 141V142H10ZM37 141V142H36ZM57 141V142H56ZM107 141V142H106ZM110 141V142H109ZM122 143H121V142ZM131 141V142H130ZM140 141V142H138ZM154 141V142H153ZM164 141V142H163ZM186 141V142H185ZM216 141V142H215ZM41 142V143H40ZM47 142V143H46ZM109 142V144H108ZM125 142V143H123ZM171 142V143H170ZM174 142V143H173ZM179 142V143H177ZM193 142V143H192ZM212 142V143H211ZM229 142V143H228ZM31 143V144H30ZM40 143V144H39ZM51 143V145H50ZM58 143V144H57ZM130 143V144H129ZM131 143L133 145H131ZM136 143V146H135ZM139 143V145H137ZM142 143V144H141ZM147 143V145H146ZM189 143V144H188ZM201 143V144H200ZM214 143V144H213ZM216 143V144H215ZM237 143V144H236ZM242 143V144H241ZM246 143V144H245ZM255 145H254V144ZM24 144V145H23ZM34 144V145H33ZM46 144V145H44ZM95 144H91L88 147L83 146L86 152L95 147ZM106 144V145H104ZM149 144V145H148ZM162 144V145H161ZM165 144V145H164ZM178 144V145H177ZM204 144V145H203ZM218 144V145H217ZM235 144V145H234ZM239 144V145H238ZM251 144V145H250ZM263 146H261V145ZM9 147H8V146ZM21 145V146H20ZM28 147L30 150V161L28 165L19 164L13 168L12 172L8 173L6 166L11 159L15 157L18 153L17 150L21 148ZM31 145V146H30ZM42 145V146H41ZM58 145V146H57ZM129 145V146H127ZM156 145V146H155ZM213 145V146H212ZM233 145V146H232ZM251 147H250V146ZM254 145V147H252ZM44 146V147H43ZM52 146V147H51ZM106 146V148H105ZM110 146V147H108ZM127 146V147H126ZM135 146V147H134ZM145 148H144V147ZM160 148H159V147ZM163 146V147H162ZM170 146V147H169ZM175 146V147H174ZM212 146V148H211ZM228 146V147H227ZM236 146L235 148H233ZM240 146V147H239ZM245 146V147H244ZM17 147V148H16ZM36 147V148H35ZM52 148V149H47ZM91 147V148H90ZM104 147V148H103ZM112 147V148H111ZM114 147V148H113ZM147 147V148H146ZM149 147V148H148ZM197 147V148H196ZM249 147V148H248ZM3 148V149H2ZM33 148V149H32ZM43 148V149H42ZM75 147H73L74 150ZM87 148V149H86ZM138 148V149H137ZM155 148H157L155 150ZM181 148V149H180ZM185 148V149H184ZM10 149V150H9ZM46 149V150H45ZM81 149V150H82ZM104 149V150H103ZM113 149V150H112ZM128 149V150H127ZM137 149V150H136ZM162 149V151H161ZM169 149V150H168ZM196 149L198 151H196ZM225 149V150H224ZM255 149V150H254ZM257 149V150H256ZM5 150V151H4ZM33 150V152H31ZM45 150V152H44ZM49 150V151H48ZM84 150L82 152L84 153ZM148 150V152H147ZM153 150V151H152ZM159 150V152H158ZM211 150V151H210ZM224 150V151H223ZM234 150V151H233ZM261 150V151H260ZM16 151V152H15ZM125 151V152H124ZM142 151V152H140ZM172 151V152H171ZM195 151V152H193ZM208 151V152H207ZM215 151V152H214ZM231 153H230V152ZM241 151V152H240ZM50 152V154H48ZM75 152V151H74ZM113 152V153H112ZM129 152V153H128ZM152 152V153H151ZM163 152V153H161ZM178 152V153H177ZM181 154H180V153ZM185 152V153H184ZM193 152V153H192ZM199 152V153H198ZM210 152V153H209ZM219 152V153H218ZM262 152V153H261ZM11 153V154H10ZM33 153V154H32ZM36 153V154H35ZM38 153V154H37ZM133 155H132V154ZM173 153V154H172ZM185 156H184V154ZM255 153V154H254ZM153 154V155H152ZM158 154V155H157ZM160 154V155H159ZM172 154V155H171ZM190 154V155H189ZM220 154V155H219ZM227 154V155H226ZM237 154V155H236ZM245 154V155H244ZM262 154V156H261ZM151 155V156H150ZM171 155V156H170ZM181 155V156H179ZM183 155V156H182ZM256 155V156H255ZM9 156V157H8ZM131 156V157H130ZM148 156V157H147ZM173 156V158H172ZM187 156L188 159H187ZM205 156V157H204ZM207 156V157H206ZM216 156L217 158H214ZM222 156V157H218ZM249 156V157H248ZM261 156V157H260ZM3 157V158H1ZM9 159H7V158ZM11 157V159H10ZM109 157V158H108ZM151 157V158H150ZM153 157V158H152ZM168 157V158H167ZM192 159H191V158ZM212 157V159H211ZM254 157V158H253ZM257 157V160H256ZM137 158V159H136ZM141 158V160H140ZM146 158V159H145ZM167 158V159H166ZM190 158V159H189ZM194 158V159H193ZM197 158V159H196ZM228 158V159H227ZM235 158V159H233ZM238 158V159H237ZM259 158V159H258ZM3 159V160H1ZM117 159V160H116ZM174 159V160H173ZM178 159V160H177ZM181 159V161H180ZM182 159H185L184 161ZM205 159V160H204ZM217 159V161H216ZM224 159V160H223ZM230 159V160H229ZM240 159V161H239ZM244 159L247 162H244ZM262 159V160H261ZM116 160V161H114ZM124 160V161H123ZM139 160V161H138ZM160 162H156L159 161ZM162 160V161H161ZM169 160V161H168ZM176 160V162H175ZM198 160V161H196ZM209 160V161H208ZM222 160V161H221ZM228 160V161H227ZM254 160V161H253ZM34 161V162H33ZM183 161V162H182ZM216 161V162H214ZM225 161V162H224ZM231 161V162H229ZM251 161V162H250ZM257 163H256V162ZM259 161V162H258ZM33 162V163H32ZM116 162V163H115ZM132 162V164H131ZM134 162V163H133ZM140 162V163H139ZM204 162V163H203ZM208 162V163H207ZM212 162V163H211ZM214 162V163H213ZM221 162V163H219ZM226 165H224L223 164ZM237 162V163H236ZM241 164L238 167V164ZM253 162V163H252ZM128 163V164H127ZM136 163H138L136 165ZM156 163V164H154ZM186 163V164H185ZM216 163V164H215ZM231 163V164H230ZM244 163H246L244 165ZM248 163V164H247ZM123 164V165H122ZM127 164V165H126ZM167 164V165H166ZM175 164V165H174ZM203 164V165H202ZM237 164V166H236ZM258 164V165H255ZM263 164V165H262ZM104 165V166H103ZM107 165V166H106ZM125 165V166H124ZM132 165H136L135 167ZM171 165V166H170ZM181 165V166H180ZM187 165V166H186ZM230 165V166H229ZM247 165V166H246ZM27 166L29 169H27ZM131 166V167H130ZM151 166V167H150ZM169 166V167H168ZM193 166V167H192ZM214 166H216L214 168ZM219 166V167H218ZM221 166V167H220ZM229 166V167H228ZM244 166V167H243ZM251 166V167H250ZM254 166V169H253ZM257 166V168H256ZM106 167V168H105ZM110 169H109V168ZM124 167L126 169H124ZM128 167V168H127ZM147 167V168H146ZM150 167V168H148ZM187 167V168H186ZM188 167H190L188 169ZM197 167V169H196ZM209 167V168H208ZM223 167V168H222ZM232 167V169H231ZM234 167V168H233ZM246 167V168H245ZM17 168V169H16ZM104 168V169H103ZM170 168V169H169ZM172 168V170H171ZM175 168V169H174ZM227 168V169H226ZM241 170H240V169ZM46 169V168H45ZM121 169V171H120ZM129 169V171H128ZM151 169V170H150ZM192 169V170H191ZM196 169V170H195ZM230 169V170H229ZM237 169V170H235ZM247 169H250L247 171ZM259 169V170H257ZM21 170V174L20 173ZM27 170V171H26ZM29 170V171H28ZM107 172H106V171ZM117 170V171H116ZM148 170V171H147ZM174 170V171H173ZM182 170V171H181ZM185 172H184V171ZM195 170L196 173L193 172ZM201 170V171H200ZM205 170V171H204ZM212 170V171H211ZM254 170V171H253ZM257 170V172H256ZM4 171V172H3ZM124 171V172H123ZM136 171V172H135ZM181 171V172H180ZM192 171V172H191ZM228 171V172H227ZM233 171V172H232ZM260 171V172H259ZM18 172V173H17ZM122 172V173H121ZM134 172V173H133ZM145 172V173H143ZM231 174H230V173ZM236 172V173H235ZM239 172V173H237ZM248 172V173H247ZM3 173V174H2ZM5 173V174H4ZM8 173V174H6ZM23 173V174H22ZM26 173V174H25ZM55 175L51 177L52 188L58 186L61 183V178L58 176L57 171L53 172ZM106 173V174H105ZM109 173V174H108ZM112 173V174H111ZM140 173V174H139ZM189 175H188V174ZM227 173V174H226ZM234 173L236 175H234ZM246 173V174H245ZM13 176H10V175ZM120 174V175H119ZM143 174V175H142ZM154 174V175H152ZM186 174V175H185ZM194 174V176H193ZM216 174V175H215ZM218 174V175H217ZM220 174V175H219ZM229 174V175H228ZM251 174V175H250ZM253 174V175H252ZM256 174V175H255ZM7 175V176H6ZM107 175L106 177H104ZM113 175V176H112ZM132 175V176H131ZM150 175V176H149ZM156 175V176H155ZM170 175V177H169ZM197 175V177H196ZM204 175V176H203ZM234 175V176H233ZM2 176V177H1ZM5 178H4V177ZM11 178H10V177ZM31 179H30V177ZM116 176V178H115ZM134 176V177H133ZM141 176V177H140ZM155 176V177H154ZM181 176V177H180ZM211 176V177H209ZM233 176V177H232ZM56 177V178H55ZM108 177V178H107ZM125 177V180L123 179ZM149 177V178H148ZM200 177V178H199ZM219 179H218V178ZM222 177V178H221ZM236 177V178H235ZM246 177V178H245ZM249 177V178H248ZM17 178V179H15ZM55 178V179H54ZM112 178V179H110ZM132 178V179H131ZM184 178V179H183ZM197 178V179H196ZM226 178V179H224ZM244 178V179H243ZM7 179V180H6ZM15 179V180H14ZM114 179V180H113ZM140 179V180H138ZM148 179V180H147ZM167 179V181H166ZM176 179V180H175ZM179 179V180H178ZM208 179V180H207ZM223 179V180H222ZM3 180V181H2ZM17 180V181H16ZM29 180V181H28ZM31 180V182H30ZM118 180V181H117ZM120 180V181H119ZM188 180V181H187ZM192 180V181H189ZM196 180H198L196 182ZM201 180V181H199ZM217 180V181H216ZM253 180V181H252ZM26 181V182H25ZM33 181V182H32ZM125 181V182H124ZM128 183H127V182ZM133 181V182H132ZM139 181V182H138ZM183 181V182H182ZM195 181V182H194ZM228 181V182H227ZM232 181V183L230 182ZM18 182V183H17ZM37 182V183H36ZM106 182V183H105ZM141 182V183H140ZM147 182V183H146ZM159 182V183H158ZM210 182V183H209ZM222 182V183H221ZM224 182V183H223ZM14 183V185H13ZM24 183V184H23ZM26 183V186H25ZM28 183V184H27ZM33 183V184H32ZM143 183V184H142ZM164 183V185H163ZM166 183V184H165ZM197 183V186H196ZM201 183V184H200ZM229 183V184H228ZM234 183V184H233ZM248 183V184H247ZM258 183V184H256ZM36 184V185H35ZM55 184V185H54ZM112 184V185H111ZM116 186H115V185ZM129 186H128V185ZM147 184V185H146ZM186 184V185H185ZM193 184V186H192ZM199 184V185H198ZM209 184V185H208ZM228 184V185H226ZM250 184V186H249ZM255 184V186H253ZM12 185V186H11ZM22 185V186H21ZM207 185V186H206ZM213 185V186H212ZM220 185V187H219ZM231 185V186H230ZM242 185V186H241ZM249 190L248 191V187ZM20 186L19 188H17ZM147 188H145V187ZM165 186V187H164ZM185 186V187H184ZM229 188H228V187ZM253 186V189L251 188ZM262 186V187H261ZM13 187V188H12ZM28 187V188H27ZM38 187V188H37ZM158 187V188H157ZM229 189L228 190L226 189ZM232 187V188H231ZM235 187V188H234ZM237 187V188H236ZM241 187V188H239ZM247 187V188H246ZM154 188V189H153ZM217 188V189H216ZM234 188V189H233ZM244 188V189H242ZM7 190V192L5 191ZM11 189V190H10ZM13 189V190H12ZM20 189V190H19ZM35 189V190H34ZM109 189V190H108ZM111 189V190H110ZM136 189V190H135ZM161 190L159 192V190ZM163 189V190H162ZM171 189V190H170ZM184 189V190H183ZM202 189V190H201ZM211 189V190H210ZM215 189V190H214ZM219 189V190H218ZM8 190L10 192H8ZM27 190V191H25ZM154 190V191H153ZM158 190V192H156ZM178 190V191H177ZM198 190V191H197ZM232 190V191H230ZM245 190V191H244ZM174 191V192H173ZM189 191V192H188ZM224 191V192H223ZM239 191V192H238ZM4 192V193H3ZM22 192V193H19ZM110 192V194H109ZM148 192V193H147ZM184 192V193H183ZM191 192V193H190ZM193 192V193H192ZM234 192V193H233ZM238 192V193H237ZM250 192V193H249ZM257 192V193H256ZM12 193V194H11ZM32 195H31V194ZM159 193V194H158ZM163 193V194H161ZM171 193V194H170ZM210 193V194H209ZM232 193V194H231ZM242 195H241V194ZM8 194V195H6ZM18 194V195H16ZM21 194V195H20ZM27 194V195H25ZM82 192H77L75 196H79L81 199ZM168 194V195H166ZM176 194V195H175ZM184 194V196L182 195ZM202 194V195H201ZM237 194H239L237 196ZM260 194V195H259ZM3 195V196H1ZM13 195V196H12ZM16 195V196H15ZM36 195V196H35ZM44 195V197H43ZM108 195V196H107ZM110 195V196H109ZM166 195V196H165ZM190 195V196H189ZM197 195V196H195ZM199 195V196H198ZM218 195V196H217ZM233 195V196H232ZM246 195V196H245ZM8 196V197H7ZM24 196V197H23ZM53 196V195H52ZM58 196V195H57ZM105 196V198H104ZM107 196V197H106ZM158 198H156V197ZM175 196V197H174ZM182 198H181V197ZM188 196V198H186ZM195 196V200H194ZM205 196V197H204ZM214 196V197H213ZM221 196V197H220ZM224 196V197H223ZM10 197V198H9ZM33 197V198H32ZM48 197V198H47ZM51 197V196H50ZM59 197V196H58ZM111 197V198H110ZM184 197V198H183ZM229 197V198H228ZM238 197V199H236ZM3 198V200L1 199ZM18 198V199H17ZM25 198V199H24ZM30 198V199H29ZM38 201H36L37 199ZM42 198V199H41ZM115 198V199H114ZM171 198V199H170ZM174 198V199H173ZM209 198V200H208ZM216 198V199H215ZM226 198V199H225ZM8 199V200H7ZM15 199V200H14ZM41 199V200H39ZM108 199V200H107ZM134 199V201H133ZM156 199V200H155ZM158 199V200H157ZM180 199V200H179ZM191 199L193 202H191ZM215 199V200H214ZM256 199V200H255ZM6 200V201H5ZM19 200V201H18ZM21 200V201H20ZM31 200V201H30ZM101 200V201H100ZM155 200V201H154ZM171 200V201H170ZM188 200V201H187ZM226 200V201H225ZM251 200V201H250ZM12 202L11 204L9 203ZM133 201V202H132ZM167 201V202H166ZM246 201V202H245ZM8 202V205H7ZM19 202V203H18ZM27 202V203H26ZM29 202V203H28ZM38 202V204L36 203ZM41 202V203H40ZM89 202V203H88ZM102 202V203H101ZM141 202V203H140ZM158 204H157V203ZM240 202V203H239ZM257 202V203H256ZM14 203V204H13ZM16 203V204H15ZM23 203V204H22ZM133 203V204H132ZM165 203V204H164ZM174 203V204H173ZM185 203V204H184ZM243 203V204H242ZM251 203V204H250ZM260 203V204H259ZM3 204V205H2ZM13 204V205H12ZM29 204V205H28ZM36 204V205H33ZM142 204V205H141ZM190 204V205H189ZM258 206H257V205ZM16 205V207H14ZM117 205V206H116ZM153 205V206H152ZM161 205V206H160ZM214 205V206H213ZM230 205V206H229ZM12 206V207H10ZM27 206V207H26ZM31 206V207H30ZM35 206V207H32ZM108 206V207H107ZM116 206V207H115ZM156 206V207H155ZM189 206V207H188ZM19 207V208H18ZM118 207V208H117ZM143 207V208H142ZM178 207V208H177ZM180 207V208H179ZM184 207V208H183ZM10 208V209H9ZM18 208V209H17ZM23 208V209H22ZM29 208V210H28ZM35 211H34V209ZM37 208V210H36ZM101 208V209H100ZM124 208V209H122ZM132 208V210H131ZM146 208V209H145ZM156 208V209H155ZM158 208V209H157ZM177 208V211H176ZM188 208V209H187ZM245 208V209H244ZM256 208V209H255ZM8 209V211H7ZM21 209V210H20ZM26 209V210H25ZM33 209V210H32ZM88 209V210H87ZM92 209V210H91ZM130 209V210H129ZM135 209V210H133ZM150 209V210H149ZM152 209V211H151ZM165 209V210H164ZM172 209V210H169ZM190 209V210H189ZM252 209V210H251ZM23 210V211H22ZM25 210V211H24ZM117 210V211H116ZM127 210V211H126ZM149 210V211H148ZM167 210V211H166ZM189 210V211H188ZM28 213H27V212ZM30 211V213H29ZM113 211V212H112ZM126 211V213H125ZM131 211V213H129ZM156 213V216H151V212ZM170 211V212H169ZM172 211V212H171ZM13 212V213H12ZM37 212V213H36ZM41 214H40V213ZM96 212V213H95ZM115 212V213H114ZM122 212V213H121ZM134 212V213H133ZM150 214H149V213ZM169 212V213H168ZM188 212V213H187ZM23 213V214H22ZM39 213V214H38ZM85 215H84V214ZM103 213V214H102ZM136 213V214H135ZM251 213V214H250ZM253 213V214H252ZM26 214V215H25ZM92 214V215H91ZM109 214V215H108ZM128 214V215H127ZM133 214V216H131ZM144 214V215H143ZM163 214V215H161ZM36 217H34V216ZM85 219H83L82 217ZM112 215V216H111ZM123 215V216H122ZM134 215H136L134 217ZM139 215V216H138ZM252 215V216H251ZM27 216V217H26ZM33 216V217H31ZM38 216V217H37ZM55 216V217H54ZM62 216V217H61ZM104 219L105 221L110 220L112 225L106 226H93L91 224L98 221L97 219ZM249 216V217H248ZM43 217V218H42ZM47 221H45V219ZM96 219H95V218ZM119 217V218H117ZM126 217V219H125ZM152 217V218H151ZM162 217V218H161ZM8 218V219H6ZM48 218V219H47ZM54 218H56L54 220ZM79 218V219H78ZM121 218V219H120ZM145 218V219H144ZM156 218V219H155ZM160 218V219H159ZM167 218V219H165ZM181 218V219H180ZM44 219V222L43 220ZM58 219V221H57ZM62 219V220H61ZM64 219V220H63ZM71 219V222L68 221ZM75 219V220H74ZM90 219V220H89ZM95 219V221H94ZM112 219V221H111ZM141 219V220H140ZM152 219V220H151ZM3 220V221H2ZM9 220V221H8ZM28 220V221H27ZM51 220V222L49 221ZM67 220V221H65ZM82 220V221H81ZM117 220L119 221L117 223ZM169 220V221H168ZM2 221V222H1ZM11 221V222H10ZM49 221V222H48ZM53 221V222H52ZM63 221V222H62ZM81 221V222H80ZM90 221V222H89ZM147 221V222H146ZM150 221V222H149ZM152 221V222H151ZM166 224H165V222ZM171 221V222H170ZM182 221V222H181ZM6 222V223H5ZM31 222V223H30ZM35 222V223H34ZM58 222V223H57ZM61 222V223H60ZM65 222V223H64ZM85 222V223H83ZM87 222V223H86ZM89 222V224H88ZM155 222V223H154ZM158 222V223H156ZM170 222V223H169ZM19 223V224H18ZM34 223V224H33ZM38 225H37V224ZM44 223V225H42ZM55 223V224H54ZM70 223V225H67ZM74 224L71 225V224ZM77 223V225H76ZM79 223V224H78ZM123 223V224H122ZM150 223V224H149ZM161 223H163L161 225ZM178 223V224H177ZM32 224V225H30ZM40 224V225H39ZM51 224V225H50ZM67 226H66V225ZM115 224L124 225V230L121 232H115ZM146 224V225H143ZM149 224V225H148ZM155 224V225H154ZM35 225V227H34ZM42 225V226H41ZM80 225V226H79ZM89 225V226H87ZM132 225V226H131ZM134 225V226H133ZM142 225V226H141ZM153 225V226H152ZM159 225V226H158ZM162 227H161V226ZM3 226V227H2ZM13 226V227H12ZM38 226V227H37ZM41 226V227H40ZM55 226V227H54ZM65 226V227H63ZM77 226V227H76ZM79 226V228H78ZM143 226H145L143 228ZM150 226V227H149ZM164 226V227H163ZM166 226V227H165ZM245 226V227H244ZM15 227V228H14ZM29 227V228H28ZM32 227V228H31ZM45 229H44V228ZM73 228V229H70ZM84 229H82V228ZM85 227V228H84ZM90 227V228H89ZM95 227V229H94ZM104 229H103V228ZM155 227V228H154ZM160 227V228H159ZM174 227V228H172ZM6 228V229H5ZM18 228V229H16ZM20 228V229H19ZM42 228V229H41ZM55 228V229H54ZM57 228V229H56ZM62 228V231H61ZM77 228V229H76ZM97 228V230H96ZM110 228V229H109ZM11 229V230H10ZM17 233L18 235L14 234ZM27 229V230H26ZM39 229V230H38ZM90 229V230H89ZM100 229V230H99ZM103 229V230H102ZM129 229V230H128ZM166 229V230H165ZM3 230V231H2ZM18 230V231H17ZM20 230V231H19ZM24 230V231H23ZM41 230V231H40ZM60 230V231H59ZM69 230V231H68ZM73 230V231H72ZM77 230V231H76ZM82 230V232H80ZM165 230V231H164ZM27 231V232H26ZM59 231V232H58ZM65 231V233H63ZM88 231V232H86ZM91 231V232H90ZM94 231V232H93ZM104 231V232H102ZM107 231V232H106ZM126 231V232H125ZM135 231V232H134ZM143 231V232H142ZM208 231V232H207ZM9 232V233H7ZM13 232V233H12ZM21 232V234H20ZM25 232V235H24ZM39 232V234H38ZM74 232V233H73ZM80 232V233H79ZM86 232V233H85ZM93 232V233H92ZM110 232V233H109ZM151 232V233H150ZM29 233V234H28ZM30 233H32L30 235ZM36 233V234H35ZM42 233V234H41ZM53 233V234H52ZM76 233V234H75ZM79 233V234H78ZM91 233V234H88ZM95 233V234H94ZM120 233V234H119ZM138 233V234H137ZM12 234V236L10 235ZM20 234V235H19ZM30 236H28V235ZM45 234V235H44ZM49 234V235H48ZM73 234V235H72ZM98 234V238L96 235ZM107 234V235H106ZM137 236H136V235ZM140 234V235H139ZM181 234V235H180ZM184 234V236H183ZM195 234V235H194ZM242 234V233H241ZM14 235V236H13ZM36 235V236H33ZM39 235V237H37ZM42 235V236H41ZM52 235V236H50ZM75 235V236H74ZM80 235V236H79ZM94 235V236H93ZM109 235V236H108ZM119 235V236H117ZM133 235V236H132ZM7 236V237H6ZM17 236V237H16ZM20 236V237H19ZM61 236V237H60ZM70 236V238H69ZM78 236V237H77ZM115 236L116 238H114ZM136 236V237H135ZM14 237V238H13ZM24 237V238H23ZM35 237V238H34ZM43 237V240H42ZM45 237V238H44ZM76 237V238H75ZM84 237V238H83ZM92 237V238H91ZM109 237V239H108ZM120 237V238H119ZM134 237V238H133ZM166 237V238H165ZM172 237V238H171ZM9 238V239H8ZM12 238V239H11ZM53 238V239H52ZM56 238V240H55ZM58 238V240H57ZM60 238H62L60 240ZM74 238V239H73ZM81 238V239H79ZM103 238V239H102ZM111 238V239H110ZM129 238V239H128ZM169 238V239H168ZM4 239V240H3ZM16 239V240H15ZM28 239V240H27ZM35 239V240H34ZM48 239V240H47ZM50 239V240H49ZM79 239V240H78ZM132 239V240H131ZM32 240V241H31ZM45 240V242H44ZM47 240V241H46ZM60 240V241H59ZM85 240V241H84ZM34 241V242H33ZM167 241V242H166ZM27 244H26V243ZM36 242V243H35ZM44 242V243H43ZM59 242V243H58ZM107 242V243H106ZM125 242V243H124ZM134 242V243H133ZM163 242V243H162ZM17 243V244H16ZM25 243V244H24ZM31 243V244H30ZM35 243V244H33ZM47 243V244H45ZM121 243L123 248L121 247ZM133 245H132V244ZM146 243V244H145ZM33 244V245H32ZM39 244V245H38ZM57 247L54 248V245ZM58 244V245H56ZM62 244V245H61ZM103 244V247H102ZM108 244V245H107ZM120 244V246H119ZM157 244V245H156ZM160 244V245H159ZM172 244V245H170ZM175 244V245H174ZM27 245V246H26ZM29 245V246H28ZM36 245V246H35ZM44 245V246H43ZM49 245V246H48ZM106 245V246H105ZM110 245V246H109ZM126 245V246H124ZM128 245V247H127ZM156 245V246H155ZM159 245V246H158ZM166 245V246H165ZM192 245L200 248L202 254L214 255V259L209 261H204L201 255L197 257H192L191 255L185 253L178 254L181 250ZM21 246V247H20ZM24 246V247H22ZM39 248H38V247ZM42 246V247H41ZM48 246V247H47ZM95 246V247H94ZM115 246V247H114ZM146 246V247H145ZM18 247V248H17ZM20 247V248H19ZM31 247V248H30ZM41 247V248H40ZM51 247V248H49ZM59 247V248H58ZM101 251H99L97 248ZM107 247V248H105ZM140 247V248H139ZM155 249H154V248ZM5 248V249H4ZM10 248V249H9ZM29 248V249H28ZM37 248L39 249L37 251ZM86 248V247H85ZM92 248V249H91ZM147 248V249H146ZM151 248V249H150ZM164 248V250H163ZM4 249V250H3ZM14 249V250H13ZM24 249V250H23ZM27 249V250H26ZM32 249V250H31ZM44 249V250H43ZM50 249V250H49ZM104 249V250H103ZM106 249V250H105ZM108 249V250H107ZM112 249V250H111ZM143 249V250H142ZM154 251H153V250ZM13 250V251H12ZM17 250V252H16ZM34 250V251H33ZM43 250V251H42ZM62 250V251H60ZM103 250V251H102ZM136 252H135V251ZM180 250V251H179ZM25 253H23V252ZM27 251V252H26ZM29 251V252H28ZM49 251V252H48ZM53 251V252H51ZM60 254H58L57 252ZM114 251V252H113ZM130 251V252H129ZM12 254H11V253ZM22 254H21V253ZM37 252V253H36ZM56 252V253H55ZM113 252V253H112ZM132 252V253H131ZM135 252V254H134ZM157 252V253H156ZM18 253V254H17ZM31 253V254H29ZM42 253V254H41ZM90 254L86 256L87 254ZM130 253V254H129ZM148 253V254H147ZM151 253V254H150ZM159 253V254H158ZM171 253V254H170ZM8 254V255H7ZM29 254V255H28ZM38 254V256H37ZM41 254V255H40ZM48 256H47V255ZM51 254V255H50ZM62 254V255H61ZM84 254V255H83ZM107 254V255H106ZM114 254V255H113ZM139 254V255H138ZM150 254V255H149ZM4 255V256H3ZM17 255V256H16ZM28 255V256H27ZM32 255V256H31ZM61 255V256H60ZM65 255V257H63ZM67 255V256H66ZM84 257H83V256ZM163 255V256H162ZM175 255V256H174ZM23 256V257H22ZM27 256V257H26ZM42 256V257H41ZM44 256V257H43ZM50 256V257H49ZM51 256H54L51 257ZM60 256V257H59ZM96 256V257H95ZM110 256V257H109ZM114 256V257H113ZM124 256V257H123ZM127 256V257H126ZM136 256V257H133ZM138 256V257H137ZM181 256V258H180ZM5 257V259H4ZM10 257V259H9ZM14 257V258H13ZM26 257V258H25ZM30 257V258H28ZM35 257V258H34ZM87 257V262L86 258ZM120 257V258H119ZM140 257V258H139ZM144 259H142V258ZM158 257V258H157ZM16 258V259H15ZM83 258V259H82ZM102 258V259H101ZM107 258V259H106ZM112 258V260H111ZM119 260H117V259ZM154 258V259H153ZM157 258V260H156ZM196 258V259H193ZM12 259V260H11ZM18 259L20 261H18ZM23 259V260H22ZM26 259V260H25ZM36 259L38 261H36ZM40 259V260H39ZM57 261H56V260ZM61 259V260H60ZM95 259V260H93ZM111 261H109V260ZM116 259V260H115ZM123 259V260H122ZM132 259V260H131ZM135 259V260H134ZM141 259V260H140ZM147 259V260H146ZM161 259V260H160ZM168 259V260H167ZM198 259V260H197ZM10 260V261H9ZM31 260V262H30ZM33 260V261H32ZM45 260V261H44ZM48 260V261H47ZM83 260V261H82ZM90 260V261H88ZM100 260V261H99ZM105 260V261H103ZM107 260V261H106ZM175 260V261H174ZM8 261V262H7ZM12 261V262H11ZM17 261V262H15ZM26 261V262H25ZM61 263H59V262ZM82 261V262H81ZM86 263H85V262ZM96 261V262H95ZM117 261V262H116ZM129 261V262H128ZM131 261V262H130ZM134 261V262H133ZM143 261V262H142ZM151 261V263H150ZM156 261V262H155ZM173 261V262H172ZM200 261V262H199ZM38 262V263H37ZM48 262V263H47ZM55 262V263H54ZM84 262V263H83ZM104 262V263H103ZM168 262V263H167ZM172 262V263H171Z\"/></svg>","mask_w":264,"mask_h":264},{"label":"bare ground","instance_id":"6f19581e","mask_svg":"<svg viewBox=\"0 0 264 264\" xmlns=\"http://www.w3.org/2000/svg\"><path fill=\"white\" fill-rule=\"evenodd\" d=\"M3 1V0H2ZM2 1H0V4H1V2ZM15 1V0H14ZM44 1H46V0H44ZM44 1H42V2H44ZM51 1V0H50ZM49 1V2H50ZM100 1L101 0H77V5H76V3L75 2H73V0L71 1V0H54L53 2H52V4L48 7V8H46L45 9V12H44V15H42V16H44L45 17V19H48V20H50V21H53V22H58V24H61V23H63L64 22V18H65V16L66 15H71V14H73V12H72V10L73 11H76L77 9H79L80 10V12H82L84 15H86V14H88L89 15V13H91V12H94L93 14H95V12L96 13H98L99 15H101V14H103V15H105V16H111V17H113L112 15L115 13V10H114V8H112V7H115V6H112L111 8L112 9H105V7H102V8H100V6H99V4H100ZM114 1V0H113ZM124 1V3H125V1H128V0H123ZM151 1V0H150ZM149 1V2H150ZM171 1V0H170ZM183 1V0H182ZM210 1V0H209ZM216 1V0H215ZM220 0H218V2H219ZM228 1V0H227ZM242 1V0H241ZM255 1H257V0H255ZM254 1V2H255ZM261 1V0H260ZM10 2V1H9ZM20 2V1H19ZM25 1H21V3H24ZM37 2V1H36ZM40 2V1H39ZM41 2V3H42ZM106 2V1H105ZM109 2V1H108ZM143 2H145V1H143ZM180 2V1H179ZM191 2H193V1H191ZM190 2V3H191ZM203 2V1H202ZM217 2V3H218ZM221 2H224V1H221ZM238 2V1H237ZM236 2V3H237ZM244 2V1H243ZM243 2H242V4H243ZM251 2V1H250ZM262 2V1H261ZM6 3H8V2H6ZM26 3H27V1H26ZM32 3V2H31ZM35 3V2H34ZM33 3V4H34ZM46 3H48V2H46ZM45 3V4H46ZM51 3V2H50ZM116 3V2H115ZM137 3V2H136ZM140 3H142V2H140ZM147 3V2H146ZM167 3V2H166ZM172 3V2H171ZM170 3V4H171ZM194 3V2H193ZM201 3V2H200ZM204 3V2H203ZM209 3V2H208ZM230 3H232V2H230ZM247 3V2H246ZM28 4H30V3H28ZM32 4V5H33ZM37 4V3H36ZM35 4V5H36ZM106 4V3H105ZM109 4V3H108ZM117 4H118V2H117ZM128 4H131V3H129V1H128ZM134 4V3H133ZM148 4V3H147ZM146 4V5H147ZM154 4V3H153ZM169 4V3H168ZM178 4V3H177ZM179 4H181V3H179ZM183 4V3H182ZM215 5H216V3H214ZM213 4V5H214ZM222 4V3H221ZM226 4H227V2H226ZM234 5H235V3H233ZM240 4V3H239ZM264 4V2L262 3V5ZM15 5V4H14ZM25 5V4H24ZM31 5V6H32ZM47 5H49V4H47ZM112 5H114V4H112ZM122 5V4H121ZM140 5V4H139ZM164 5V4H163ZM198 5V4H197ZM197 5H194V7L196 6L197 7ZM214 5V6H215ZM229 5V4H228ZM227 5V6H228ZM1 6H2V4H1ZM6 6V5H5ZM17 6V5H16ZM15 6V7H16ZM19 6H20V4H19ZM26 6V5H25ZM31 6H30V8H31ZM34 6V5H33ZM42 6H43V4H42ZM103 6V5H102ZM108 6V5H107ZM110 6V5H109ZM108 6V7H109ZM124 6V5H123ZM127 7H128V5H126ZM136 6V5H135ZM142 6V5H141ZM178 6H180V5H178ZM210 6V5H209ZM208 6V7H209ZM212 6V5H211ZM226 6V7H227ZM240 6V5H239ZM254 6V5H253ZM259 6H260V4H259ZM7 7V6H6ZM5 7V8H6ZM24 7V6H23ZM37 7H38V5H37ZM37 7H34V8H37ZM118 7V6H117ZM125 7V6H124ZM127 7H125V8H127ZM129 7H130V9H131V7L132 6H130L129 5ZM137 7V6H136ZM167 7V6H166ZM182 7V6H181ZM207 7V6H206ZM218 7V6H217ZM225 7V8H226ZM238 7V6H237ZM241 7V6H240ZM8 8V7H7ZM14 8V7H13ZM28 8V7H27ZM26 8V9H27ZM29 8V9H30ZM45 8V7H44ZM143 8V7H142ZM180 8V7H179ZM192 9H193V7H191ZM201 8H202V6H201ZM233 8V7H232ZM235 8V7H234ZM260 8V7H259ZM262 8V7H261ZM1 9V8H0ZM11 9V8H10ZM18 9H20L21 10V8H19L18 7ZM120 9V8H119ZM147 9V8H146ZM169 9V8H168ZM167 9V10H168ZM177 9H178V7H177ZM189 9V8H188ZM187 9V10H188ZM199 9V8H198ZM198 9H195L196 11L198 10ZM218 9V8H217ZM227 9H228V7H227ZM231 9V8H230ZM236 9V8H235ZM239 9H241V8H239ZM243 9H245V8H243ZM242 9V10H243ZM254 9V8H253ZM252 9V10H253ZM264 9V8H263ZM2 10V9H1ZM12 11H13V9H11ZM16 10H17V8H16ZM35 10V9H34ZM40 11H41V9H39ZM127 10H129V9H127ZM140 10V9H139ZM171 10V9H170ZM174 9H172L171 11H173ZM208 10V9H207ZM215 10V9H214ZM247 10V9H246ZM255 10V9H254ZM19 11V10H18ZM22 11H25L24 9L22 10ZM28 11V10H27ZM31 11V10H30ZM125 11H126V9H125ZM133 11H135V10H133ZM137 11H138V9H137ZM141 11V10H140ZM140 11H139V13H140ZM189 11V10H188ZM227 11V10H226ZM230 11V10H229ZM249 11H250V8H249ZM8 12H10V11H8ZM20 12V11H19ZM35 12V11H34ZM37 12H38V10H37ZM118 12V11H117ZM124 12V11H123ZM127 12V11H126ZM157 12V11H156ZM160 12H162V10L160 11ZM168 12V11H167ZM191 12V11H190ZM192 12H194V10L192 11ZM211 12V11H210ZM216 12V11H215ZM221 12V11H220ZM224 12V11H223ZM223 12H221L222 14H223ZM236 12V11H235ZM235 12H233V13H235ZM238 12V11H237ZM240 12V11H239ZM242 12V11H241ZM247 12V11H246ZM264 12V11H263ZM1 13V12H0ZM4 13V12H3ZM12 14H13V12H11ZM16 13V12H15ZM27 13V12H26ZM81 13V14H82ZM130 13V12H129ZM134 13V12H133ZM132 12H131V14H133ZM150 13V12H149ZM158 13V12H157ZM170 13V12H169ZM173 13V12H172ZM175 13V12H174ZM206 13V12H205ZM244 13V12H243ZM7 14V10H6V12H5V15ZM24 14V13H23ZM38 14V13H37ZM43 14V13H42ZM76 14V13H75ZM92 14V13H91ZM97 14V15H98ZM123 14V13H122ZM127 14V13H126ZM142 14V13H141ZM151 14V13H150ZM154 14H155V12H154ZM181 14H182V12H181ZM181 14H179L180 15V17H181ZM211 14V13H210ZM218 14V13H217ZM221 14V15H222ZM237 14H239V13H237ZM247 14V13H246ZM249 14V13H248ZM261 14V13H260ZM263 14V13H262ZM4 15V16H5ZM8 15V14H7ZM29 15V14H28ZM30 15H31V12H30ZM33 16H35L34 14H32ZM41 15V14H40ZM96 15V14H95ZM166 15V14H165ZM186 15H188V14H186ZM190 15V14H189ZM205 15H207V14H205ZM215 15V14H214ZM220 15V16H221ZM241 16H242V14H240ZM2 16H3V14H2ZM10 16V15H9ZM15 16V15H14ZM19 16V15H18ZM25 16V15H24ZM41 16V17H42ZM115 16H117V13H116V15H114V17ZM119 16V15H118ZM120 16H122V15H120ZM120 16H119V18H120ZM125 16V15H124ZM136 16H138V14L136 15ZM164 16V15H163ZM208 16V15H207ZM219 16V17H220ZM226 16V15H225ZM224 16V17H225ZM229 16V15H228ZM257 16V15H256ZM256 16H254V17H256ZM258 16H260V15H258ZM1 17V16H0ZM12 17V16H11ZM16 17H17V15H16ZM37 17V16H36ZM92 16H90V18H91ZM102 17V16H101ZM100 16H99V18H101ZM133 17V16H132ZM176 17V16H175ZM179 17V18H180ZM182 17H183V15H182ZM199 16H197V18H198ZM217 17H218V15H217ZM216 17V18H217ZM236 17V16H235ZM239 17V16H238ZM243 17V16H242ZM253 17V18H254ZM2 18V17H1ZM14 18V17H13ZM78 18V17H77ZM85 18V17H84ZM94 18H95V16H94ZM98 18V19H99ZM103 18V17H102ZM108 18V17H107ZM143 18V17H142ZM170 18H172V17H170ZM195 18V17H194ZM244 18H245V16H244ZM248 18V17H247ZM252 18V19H253ZM19 19H21V17H19ZM36 19V18H35ZM43 19V18H42ZM71 19V18H70ZM88 19V18H87ZM97 19V18H96ZM113 20L115 19V18H112ZM124 19V18H123ZM138 19V18H137ZM160 19V18H159ZM173 19V18H172ZM171 19V20H172ZM203 19V18H202ZM220 19V18H219ZM255 19V18H254ZM23 20H24V18H23ZM22 20V21H23ZM41 20V19H40ZM77 20V19H76ZM86 20V19H85ZM110 20V19H109ZM131 20V19H130ZM157 20V19H156ZM155 20V21H156ZM177 20V19H176ZM175 20V21H176ZM179 20H181V19H179ZM190 20H191V18H190ZM222 20V19H221ZM224 20V19H223ZM227 20V19H226ZM244 20V19H243ZM249 20V19H248ZM251 20V19H250ZM258 20V19H257ZM264 20V19H263ZM21 21V20H20ZM42 21V20H41ZM97 21V20H96ZM107 21V20H106ZM119 21V20H118ZM147 21V20H146ZM154 21V20H153ZM159 21V20H158ZM164 21V20H163ZM174 21V20H173ZM174 21V22H175ZM183 21V20H182ZM203 21V20H202ZM213 21V20H212ZM215 21H216V19H215ZM225 21V20H224ZM229 21V20H228ZM227 21V22H228ZM231 21H233V20H231ZM236 21V20H235ZM260 21V20H259ZM1 22V21H0ZM4 21L2 20V24H4L3 23ZM15 22V21H14ZM38 22H39V20H38ZM45 22V21H44ZM85 22V21H84ZM87 22V21H86ZM108 22V21H107ZM125 22V21H124ZM123 22V23H124ZM139 22V21H138ZM168 22H170V20H168ZM178 22V21H177ZM181 22V21H180ZM186 22V21H185ZM195 22V21H194ZM197 22V21H196ZM196 22H195V25H196ZM198 22H201V21H198ZM197 22V23H198ZM218 22V21H217ZM222 22L223 21H221V22H219V23H221L222 24ZM240 22H241V20H240ZM245 22V21H244ZM257 22V21H256ZM10 23H12V21L10 22ZM17 23V22H16ZM37 23V22H36ZM74 23V22H73ZM102 24H103V22H101ZM111 23V22H110ZM120 23V22H119ZM130 23V22H129ZM149 23V22H148ZM155 23V22H154ZM157 23V22H156ZM165 23V22H164ZM182 23V22H181ZM180 23V24H181ZM192 23V22H191ZM206 23V22H205ZM210 23H211V21H210ZM224 23H226V21L224 22ZM231 23V22H230ZM233 23V22H232ZM242 23V22H241ZM246 23V22H245ZM245 23H243V24H245ZM248 23H249V21H248ZM8 24V23H7ZM13 24V23H12ZM94 24V26H95V23H93ZM109 24V23H108ZM112 24H114V23H112ZM144 24V23H143ZM166 24V23H165ZM190 24V23H189ZM188 24V25H189ZM207 24H208V22H207ZM229 24V23H228ZM236 24V23H235ZM253 24V23H252ZM16 25V24H15ZM46 25H47V23H46ZM91 25V24H90ZM101 25V24H100ZM109 25H111V24H109ZM117 25V24H116ZM121 25V24H120ZM149 25V24H148ZM155 25V24H154ZM176 25H177V23H176ZM175 25V26H176ZM186 25V24H185ZM187 25V26H188ZM203 25H205V24H203ZM213 25V24H212ZM8 26V25H7ZM14 26V25H13ZM45 26V25H44ZM61 26V25H60ZM87 26H89V25H87ZM93 26V27H94ZM102 26H104V24L102 25ZM106 26V25H105ZM127 26V25H126ZM135 26V25H134ZM146 26H147V24H146ZM150 26V25H149ZM156 26H157V24H156ZM160 26V25H159ZM161 26H163V25H161ZM165 26V25H164ZM172 26V25H171ZM193 26H194V24H193ZM202 26V25H201ZM206 26V25H205ZM211 26V25H210ZM226 26V25H225ZM232 26H233V24H232ZM241 26V25H240ZM243 26V25H242ZM247 26V25H246ZM246 26H243V27H246ZM253 26H255V25H253ZM258 26V25H257ZM10 27H11V25H10ZM79 27V26H78ZM86 27V26H85ZM96 27V26H95ZM94 27V28H95ZM114 27V26H113ZM158 27V26H157ZM156 27V28H157ZM190 27H191V25H190ZM190 27H189V29H190ZM217 27V26H216ZM219 27V26H218ZM217 27V28H218ZM247 27H250V26H247ZM263 27V26H262ZM5 28H6V26H5ZM46 29H49L50 28V26H46L45 27ZM82 28V27H81ZM84 28V27H83ZM101 28V27H100ZM176 28V27H175ZM201 28V27H200ZM203 29H204V27H202ZM206 28V27H205ZM208 28V27H207ZM229 28V27H228ZM231 29H232V27H230ZM236 28H237V25H236ZM239 28V27H238ZM237 28V29H238ZM242 28V27H241ZM258 28V27H257ZM256 28V29H257ZM1 29H3V28H1ZM17 29H19L18 31H20V34H21V32L24 34V40H22V38H20V40H22V42H21V44L22 45H24L25 46V48L22 50L21 49V45H20V43L18 44V45H13L12 43L11 44H8L7 42V44H5V45H3V47H2V49H1V58H4V62H0V65H2L3 66V64H10V65H14L15 66V68L16 67H20V65L21 64H19L18 63V61L20 60L19 58H21V57H23V59L25 60L26 59V61H27V59L28 60H31V62L33 61L34 63L35 62H37L38 61V59L40 58V56L42 55V53L44 52V50L46 49V46H44V44L42 43V42H40L39 41V37H38V29H39V25H37V24H35L33 21H31V20H28L27 19V21H25V22H19V24H18V28ZM91 29H92V26H91ZM91 29H89V30H91ZM99 29V28H98ZM102 29V28H101ZM161 29V28H160ZM165 29V28H164ZM186 29V28H185ZM196 29V28H195ZM199 29V28H198ZM209 29V28H208ZM210 29H211V27H210ZM244 29H246V28H244ZM243 29V30H244ZM249 29V28H248ZM255 29V30H256ZM259 29V28H258ZM14 31L13 32H15V29H13ZM56 30H58V29H56ZM74 30V29H73ZM86 30V29H85ZM87 30H88V28H87ZM87 30H86V32H87ZM94 30H96V29H94ZM109 30H110V28H109ZM114 30V29H113ZM123 30V29H122ZM127 30H128V28H127ZM130 30V29H129ZM166 30V29H165ZM177 30V29H176ZM179 30V29H178ZM201 30V29H200ZM214 30V29H213ZM229 31H230V29H228ZM233 30H234V28H233ZM241 30V29H240ZM243 30H242V32H243ZM59 31V30H58ZM71 31V30H70ZM92 31H93V29H92ZM101 31H103V30H101ZM101 31H100V33H101ZM106 31V30H105ZM111 31V30H110ZM120 33H121V31H120V29L118 30ZM147 31V30H146ZM150 31V30H149ZM210 31V30H209ZM216 31V30H215ZM225 31V30H224ZM228 31V32H229ZM246 31V30H245ZM244 31V32H245ZM249 31V30H248ZM257 31H260V30H257ZM263 31V30H262ZM0 32H3L2 30L0 31ZM13 32L11 33L12 35H13ZM77 32H78V30H77ZM83 32V31H82ZM81 32V33H82ZM97 32V31H96ZM114 32H115V30H114ZM126 32V31H125ZM124 32V33H125ZM132 32V31H131ZM142 32V31H141ZM154 32V31H153ZM160 32H161V30H160ZM160 32H158L159 34H161V33H163V31L160 33ZM186 32V31H185ZM194 32V31H193ZM213 32V31H212ZM232 32V31H231ZM238 32V31H237ZM241 32V31H240ZM241 32V33H242ZM251 32V31H250ZM252 32H255L254 30L252 31ZM251 32V33H252ZM261 32V31H260ZM264 32V31H263ZM9 33V32H8ZM46 33V32H45ZM51 33V32H50ZM53 33V32H52ZM51 33V34H52ZM80 33V32H79ZM104 33V32H103ZM110 32H108V34H109ZM167 33V32H166ZM214 33V32H213ZM217 34H218V32H216ZM220 33V32H219ZM225 33V32H224ZM230 33V32H229ZM235 33V32H234ZM239 33V32H238ZM246 33V32H245ZM251 33H249V34H251ZM19 34V33H18ZM68 34V33H67ZM72 34V33H71ZM90 34V33H89ZM96 34V33H95ZM94 34V35H95ZM102 34V33H101ZM105 34H107L106 32H105ZM107 34V35H108ZM126 34V33H125ZM150 34V33H149ZM170 34V33H169ZM195 34V33H194ZM196 34H197V32H196ZM203 34H205V33H203ZM221 34V33H220ZM255 34V33H254ZM262 34H264V33H262ZM16 35H17V32H16ZM42 35V34H41ZM50 35V34H49ZM53 35V34H52ZM60 35V34H59ZM93 35V36H94ZM110 35V34H109ZM118 35V34H117ZM135 35H137V34H135ZM134 35V36H135ZM184 35H186V34H184ZM183 35V36H184ZM190 35V34H189ZM209 35V34H208ZM224 35V34H223ZM227 35H229V34H227ZM227 35H225L226 37H227ZM232 35V34H231ZM237 35V34H236ZM240 35V34H239ZM243 35V34H242ZM8 36V35H7ZM11 36V35H10ZM61 36V35H60ZM81 36V35H80ZM98 36V35H97ZM101 36V35H100ZM115 36H116V34H115ZM159 36V35H158ZM173 36H174V34H173ZM175 36H176V34H175ZM195 36V35H194ZM200 36V35H199ZM199 36H197V38L199 37ZM218 36V35H217ZM220 36V35H219ZM244 36V35H243ZM248 36H250L251 37V35H248ZM255 36V35H254ZM258 36V35H257ZM9 37V36H8ZM14 37V36H13ZM17 37V36H16ZM41 37V36H40ZM44 37V36H43ZM42 37V38H43ZM52 37V36H51ZM91 37V36H90ZM96 37V36H95ZM103 37H105V36H103ZM107 37H110V36H107ZM112 37H113V35H112ZM128 37V36H127ZM163 37H165V36H163ZM189 37V36H188ZM234 37V36H233ZM240 37V36H239ZM245 37H246V35L244 36V39H245ZM2 38V37H1ZM18 38V37H17ZM49 38V37H48ZM54 38V37H53ZM53 38H51V40L53 39ZM61 38V37H60ZM82 38V37H81ZM88 38V37H87ZM118 38V37H117ZM141 38V37H140ZM158 38V37H157ZM157 38H156V40H157ZM174 38V37H173ZM184 38H185V36H184ZM190 38V37H189ZM210 38V37H209ZM215 38V37H214ZM221 38H223L224 39V36L222 37L221 36ZM220 38V39H221ZM241 38H243V37H241ZM240 38V39H241ZM248 38V37H247ZM246 38V39H247ZM254 38V37H253ZM5 39H7V38H5ZM88 39H90V38H88ZM96 38H94V40H95ZM101 39V38H100ZM106 39V38H105ZM109 39V38H108ZM111 39V38H110ZM116 39V38H115ZM126 39V38H125ZM131 39H133V38H131ZM137 39H138V37H137ZM136 39V40H137ZM168 39H169V35H168ZM172 39V38H171ZM176 39V38H175ZM192 39V38H191ZM232 39V38H231ZM236 39V38H235ZM239 39V40H240ZM259 39V38H258ZM14 40H15V38H14ZM17 40V39H16ZM18 40H19V38H18ZM65 40V39H64ZM63 40V41H64ZM77 40V39H76ZM87 40V39H86ZM85 40V41H86ZM119 40V39H118ZM155 40V41H156ZM160 40H163L162 38L160 39ZM190 40V39H189ZM200 40V39H199ZM216 40H217V38H216ZM226 40V39H225ZM224 40V41H225ZM239 40H238V42H239ZM242 40V39H241ZM252 40V39H251ZM261 40H263V39H261ZM260 40V41H261ZM2 41V40H1ZM8 41V40H7ZM13 41V39L11 40V42ZM48 41H49V39H48ZM58 41H60L59 39H58ZM62 41V42H63ZM90 41V40H89ZM100 41V40H99ZM105 41V40H104ZM131 41V40H130ZM135 40H133V42H134ZM180 41V40H179ZM182 41V40H181ZM192 41V40H191ZM190 41V42H191ZM196 42H197V40H195ZM204 40H202V42H203ZM207 41H208V39H207ZM219 41V40H218ZM260 41L258 42V41H256V42H258V43H260ZM10 42V41H9ZM71 42H72V39H71ZM93 42V41H92ZM102 42V41H101ZM106 42H109V41H106ZM105 42V43H106ZM127 42V41H126ZM125 42V43H126ZM136 42V41H135ZM138 42V41H137ZM160 42V41H159ZM165 42V41H164ZM195 42V43H196ZM237 42V41H236ZM243 42V41H242ZM14 43V42H13ZM16 43H17V41H16ZM64 43V42H63ZM80 43V42H79ZM95 43V42H94ZM96 43H97V41H96ZM116 43H118V42H116ZM140 43V42H139ZM146 43V42H145ZM170 43H172V42H170ZM170 43H168V45L170 44ZM179 42H177V44H178ZM189 43V42H188ZM205 43V42H204ZM222 43H224L223 41H222ZM244 43V42H243ZM247 43H248V39H247ZM262 43H263V41H262ZM54 44H56L55 42H54ZM60 45H61V43H59ZM81 44H83V43H80V45ZM91 44V43H90ZM108 44V43H107ZM121 44V43H120ZM134 44V43H133ZM132 44V45H133ZM142 45H143V43H141ZM140 44V45H141ZM153 44V43H152ZM151 44V45H152ZM177 44H176V46H177ZM197 44V43H196ZM208 44H210L209 42H208ZM232 44H233V42H232ZM80 45H79V47H80ZM86 45H88V43H86ZM92 46L93 45H95V44H91ZM90 45V46H91ZM118 45V44H117ZM138 45V44H137ZM158 45V44H157ZM189 45H191V44H189ZM204 45V44H203ZM207 45V44H206ZM212 45V44H211ZM231 45V42H230V44H229V46ZM54 46V45H53ZM66 46H67V44H66ZM82 46V45H81ZM83 46H85V45H83ZM99 46V45H98ZM104 46V45H103ZM128 46V45H127ZM143 46H145V45H143ZM154 46V45H153ZM166 46H167V44H166ZM170 46V45H169ZM183 46V45H182ZM213 46V45H212ZM215 46V45H214ZM213 46V47H214ZM216 46H221V44L220 45H216ZM234 46V45H233ZM243 46V45H242ZM252 46H254L253 45V42H252ZM262 46V45H261ZM55 47V46H54ZM56 47H59L58 45L56 46ZM61 47V46H60ZM74 48H75V46H73ZM78 47V46H77ZM86 47V46H85ZM106 47H107V45H106ZM126 47V46H125ZM129 47V46H128ZM148 47V46H147ZM152 47V46H151ZM165 47V46H164ZM163 47V48H164ZM172 47H174V46H172ZM202 47V46H201ZM208 47H209V45H208ZM207 47V48H208ZM221 47H223V46H221ZM220 47V48H221ZM236 47V46H235ZM237 47H239V46H237ZM244 47H246V46H244ZM249 47V46H248ZM258 47V46H257ZM260 47V46H259ZM50 48V47H49ZM67 48V47H66ZM87 48V47H86ZM89 48V47H88ZM109 48H111V47H109ZM124 48V47H123ZM122 48V49H123ZM133 48V47H132ZM153 48V47H152ZM175 48V47H174ZM178 48H179V46H178ZM177 48V49H178ZM184 48V47H183ZM189 48H192V47H189ZM206 48V49H207ZM226 48H228V46L226 47ZM241 48V47H240ZM249 48H252V47H249ZM63 49H65V48H63ZM80 49H82L83 50V48H81L80 47ZM97 49V48H96ZM102 49H103V47H102ZM104 49H106V48H104ZM114 49V48H113ZM126 49V48H125ZM140 49V48H139ZM167 49V48H166ZM176 49V48H175ZM209 49V48H208ZM216 50H217V48H215ZM215 49H214V52H215ZM221 49H223V48H221ZM225 49V48H224ZM231 49V48H230ZM246 49V48H245ZM245 49H243V50H245ZM22 50V51H21ZM54 50V49H53ZM81 50V51H82ZM135 50V49H134ZM147 50H149L148 48H146V51ZM163 50V49H162ZM165 50V49H164ZM163 50V51H164ZM168 50V49H167ZM173 50V49H172ZM179 50V49H178ZM199 50V49H198ZM205 50V49H204ZM219 50V49H218ZM226 50V49H225ZM232 51H233V49H231ZM238 50V49H237ZM252 50H254V49H252ZM78 51V50H77ZM85 51V50H84ZM99 51V50H98ZM103 51V50H102ZM127 51V50H126ZM130 51V50H129ZM136 51V50H135ZM145 51V52H146ZM170 51V50H169ZM180 51H182V50H180ZM180 51H178V52H180ZM201 51V50H200ZM212 51V50H211ZM224 51V50H223ZM227 51V50H226ZM225 51V52H226ZM235 51V50H234ZM240 51V50H239ZM246 51V50H245ZM255 51V50H254ZM56 52H58V51H56ZM63 52V51H62ZM62 52H61V54H62ZM65 52V51H64ZM74 52V51H73ZM75 52H76V50H75ZM79 52V51H78ZM97 52V51H96ZM105 52V51H104ZM111 52H113L112 50H111ZM123 52V51H122ZM131 52V51H130ZM132 52H133V50H132ZM189 52V51H188ZM203 52V51H202ZM220 52V51H219ZM250 52H251V50H250ZM66 53H67V50H66ZM65 53V54H66ZM81 53V52H80ZM87 53H89V52H87ZM114 53H116V51L114 52ZM113 53V54H114ZM128 53V52H127ZM133 53H135V52H133ZM167 53V52H166ZM170 53V52H169ZM176 53V52H175ZM192 54H193V52H191ZM212 53V52H211ZM217 53H218V51H217ZM235 53V52H234ZM68 54V53H67ZM70 54V53H69ZM90 54V53H89ZM93 54V53H92ZM96 54H98V53H96ZM101 54V53H100ZM99 54V56H101ZM108 54V53H107ZM112 54V53H111ZM120 54H121V52H120ZM172 54V53H171ZM171 54H170V56H171ZM182 54V53H181ZM195 54V53H194ZM197 54H200V53H197ZM205 54V53H204ZM204 54H203V56H204ZM210 54V53H209ZM208 54V55H209ZM224 54V53H223ZM230 54V53H229ZM250 54V53H249ZM56 55H58V53L56 54ZM130 55V54H129ZM140 55V54H139ZM143 55V54H142ZM161 55V54H160ZM177 55V54H176ZM217 55V54H216ZM219 55V54H218ZM236 55V54H235ZM242 54H240V56H241ZM253 54H251V56H252ZM257 55H258V53H257ZM259 55H260V53H259ZM264 55V54H263ZM49 56H51V54L49 55ZM55 56V55H54ZM54 56H52L53 57V60L54 59H56V58H54ZM82 56H83V54H82ZM117 56V55H116ZM115 56V57H116ZM121 56V55H120ZM135 56V55H134ZM134 56H132V58L131 59H133V57ZM162 56V55H161ZM174 56V55H173ZM189 56V55H188ZM196 56V55H195ZM231 56V55H230ZM233 57H234V55H232ZM77 57V56H76ZM90 57V56H89ZM126 57V56H125ZM141 57V56H140ZM163 57V56H162ZM161 57V58H162ZM174 57H176V56H174ZM174 57H172V58H174ZM180 57V56H179ZM183 57V56H182ZM185 57V56H184ZM202 57V56H201ZM211 57V56H210ZM224 57H226V55L224 56ZM237 57V56H236ZM244 57V56H243ZM254 58H255V56H253ZM257 57H259V56H256V58ZM50 58V57H49ZM58 58V57H57ZM61 58V57H60ZM59 58V59H60ZM78 58V57H77ZM80 58H81V55H80ZM87 58V57H86ZM94 58V57H93ZM103 58V57H102ZM120 58H122V57H120ZM142 58V57H141ZM147 58V57H146ZM158 58V57H157ZM156 58V59H157ZM187 58V57H186ZM190 58V57H189ZM198 58H199V56H198ZM203 58V57H202ZM218 58V57H217ZM223 58V57H222ZM242 58V57H241ZM245 58V57H244ZM243 58V59H244ZM248 59H249V57H247ZM64 59V58H63ZM107 59V58H106ZM111 59V58H110ZM129 59V58H128ZM130 59V60H131ZM156 59H155V61H156ZM164 59V58H163ZM169 59V58H168ZM167 59V60H168ZM192 59H194V57H192ZM196 59V58H195ZM209 58H207L206 60H208ZM224 59V58H223ZM229 59V58H228ZM233 59V58H232ZM231 59V60H232ZM2 60V59H1ZM22 60V59H21ZM20 60V61H21ZM40 60H42V58L40 59ZM51 60V59H50ZM49 60V61H50ZM68 59H65V61H67ZM75 59H73V61H74ZM79 60V59H78ZM77 60V63L79 62ZM83 60V59H82ZM85 60V59H84ZM83 60V61H84ZM87 60H89L88 58H87ZM100 60V59H99ZM118 60V59H117ZM121 60V59H120ZM124 60H126V59H124ZM130 60H129V62H130ZM150 61H151V59H149ZM170 60V59H169ZM168 60V61H169ZM176 60V59H175ZM191 60V59H190ZM203 60V59H202ZM201 60V61H202ZM220 60V59H219ZM222 60V59H221ZM246 60V59H245ZM252 60V59H251ZM255 60V59H254ZM253 60V61H254ZM258 60V59H257ZM23 61V60H22ZM48 61V60H47ZM61 61H63V60H61ZM64 61V62H65ZM103 61V60H102ZM109 61V60H108ZM133 61H134V59H133ZM137 61V60H136ZM142 61V60H141ZM141 61H139V63L141 62ZM147 61V60H146ZM161 61H162V59H161ZM184 61V60H183ZM186 61H187V59H186ZM218 61V60H217ZM216 61V62H217ZM223 61H225V60H223ZM228 61V60H227ZM242 61V60H241ZM241 61H237V64H238V62H241ZM256 61V60H255ZM254 61V62H255ZM43 62H46V61H43ZM51 62V61H50ZM55 62H56V60H55ZM59 61L57 60V63H58ZM69 62H72V61H69ZM68 62V63H69ZM92 62H93V60H92ZM104 62H105V60H104ZM115 62V61H114ZM117 62V61H116ZM123 62V61H122ZM142 62H144V60L142 61ZM165 62V61H164ZM177 62H179V61H177ZM191 62V61H190ZM198 62V61H197ZM196 62V63H197ZM205 62V61H204ZM208 62H210V61H208ZM215 62V63H216ZM230 62V61H229ZM34 63H33V66H34ZM49 63V62H48ZM47 63V64H48ZM63 63V62H62ZM67 63V64H68ZM76 63V64H77ZM120 63V62H119ZM124 63V62H123ZM122 63V64H123ZM132 63V62H131ZM134 63V62H133ZM145 63V62H144ZM156 63V62H155ZM162 63V62H161ZM169 63V62H168ZM188 63V62H187ZM214 63V64H215ZM224 63H226V62H224ZM234 63V62H233ZM25 64V63H24ZM32 64V63H31ZM53 64H55L54 62H53ZM67 64H66V66H67ZM72 64V63H71ZM79 64V63H78ZM83 64H85V63H83ZM99 64V63H98ZM141 64V63H140ZM143 64V63H142ZM152 64V63H151ZM160 64V63H159ZM158 64V65H159ZM172 64V63H171ZM175 63H173V65H174ZM185 64V63H184ZM197 64H199V63H197ZM212 64V63H211ZM232 64V63H231ZM235 64V63H234ZM239 64H242V63H239ZM245 64V63H244ZM252 64V63H251ZM256 64V63H255ZM258 64V63H257ZM256 64V65H257ZM12 65V66H13ZM40 65H41V63H40ZM44 65V64H43ZM51 65V64H50ZM62 65V69H63V65L64 64H61ZM73 65V64H72ZM74 65H75V63H74ZM82 65V64H81ZM127 65V64H126ZM129 65V64H128ZM133 65V64H132ZM138 65V64H137ZM156 65H157V63H156ZM157 65V66H158ZM160 65H164V63L163 64H160ZM159 65V66H160ZM167 66H168V64H166ZM204 65H207L208 66V64H207V62L206 63H204ZM246 65H248V64H246ZM252 65H254V64H252ZM256 65H255V67H256ZM261 65V64H260ZM11 66V67H12ZM22 66H23V63H22ZM37 65H35V67H36ZM42 66V65H41ZM45 66L46 67H48L46 64H45ZM76 66H78V65H76ZM100 66H102L103 67V63L100 65ZM116 66V65H115ZM114 66V67H115ZM119 66V65H118ZM124 66V65H123ZM139 66V65H138ZM142 66H144V64L142 65ZM147 66H148V64H147ZM151 66V65H150ZM154 66V64L151 66V67H153ZM183 66V65H182ZM190 66V65H189ZM196 66V65H195ZM201 66V65H200ZM215 66H217V65H215ZM222 67H223V65H221ZM220 66V67H221ZM240 66V65H239ZM249 66H251V65H249ZM8 67V66H7ZM6 67V68H7ZM30 68H31V66H29ZM38 67H39V65H38ZM53 67V66H52ZM51 67V68H52ZM74 67V66H73ZM84 68H85V66H83ZM86 67H88L87 65H86ZM106 67V66H105ZM108 67V66H107ZM117 67V66H116ZM120 67V66H119ZM121 67H122V65H121ZM131 67V66H130ZM129 67V68H130ZM146 67V66H145ZM149 67V66H148ZM175 67V66H174ZM205 67V66H204ZM204 67H202V68H204ZM225 67V66H224ZM262 67V66H261ZM14 67H12V71L14 72V74H12L13 75V77L15 76L16 78L17 77H19V73H21L22 71H21V69H13ZM25 68V67H24ZM28 68V67H27ZM34 68V67H33ZM54 68H56V67H54ZM65 68H67L66 70H64V72H63V74L61 75V76H59L58 78L56 77V75L54 76L55 77V79H56V81L53 83V87H54V89H55V92L57 93V95H59L60 97H62V101H63V103H57L58 101H60V99L59 100H57V102H53V103H55V106L57 107V104H60V105H64V106H70V105H74V104H78V103H80L81 104V106L82 105H84V110H83V112L84 113H86L87 115H88V113H90V112H94L96 115H94V116H97V118H98V122H97V126H101L102 124H105L106 123V121L107 120H111V119H114L113 117H114V113H115V111L117 110V107H116V105H115V103H114V100H112L111 98H110V96H109V89H108V87H109V85L110 84H108V82H107V80H109V79H107L106 80V78L105 77H99L100 79L98 80V81H95V82H93L92 84H91V86H90V92H93V93H95V96L96 97H91V93L86 89L85 90V85H86V83L89 81V79H86V74H83L86 70L88 71V68H85V69H76V68H72L71 66L70 67H65ZM89 68H91V67H89ZM93 68V67H92ZM98 68V67H97ZM113 68V67H112ZM137 68V67H136ZM139 68V67H138ZM165 68H166V66H165ZM183 68V67H182ZM197 68H198V66H197ZM200 68V67H199ZM230 68V67H229ZM248 68L249 67H247V69L246 70H248ZM257 68H259V67H257ZM32 69V68H31ZM30 69V70H31ZM35 69V68H34ZM47 69V68H46ZM61 69V70H62ZM134 69H135V67H134ZM148 69V68H147ZM151 69V68H150ZM149 69V70H150ZM163 69H164V67H163ZM173 69V68H172ZM179 69H181V68H179ZM185 69V68H184ZM190 69V68H189ZM188 69V70H189ZM201 69V68H200ZM199 69V70H200ZM205 69V68H204ZM213 69V68H212ZM263 69H264V67H263ZM25 70V69H24ZM36 70V69H35ZM92 70V69H91ZM96 70V69H95ZM101 70H103V68L101 69ZM106 69L104 68V71H105ZM114 70V69H113ZM124 70H125V68H124ZM128 71H130L129 69H127ZM155 70H156V68H155ZM177 70V69H176ZM186 70H187V68H186ZM192 70H194V69H192ZM198 70V69H197ZM217 70H218V68H217ZM237 70H239V68L237 67ZM244 70H245V68H244ZM243 70V71H244ZM250 70L251 69H249V71H248V73L250 72ZM260 70H262V69H260ZM1 71H2V74H7L8 72H5V70H3V69H1L0 70V74H1ZM4 71V72H3ZM26 71V70H25ZM27 71H29V70H27ZM26 71V72H27ZM37 71H39L38 69H37ZM94 71V70H93ZM97 71H98V69H97ZM170 71V70H169ZM195 72H196V70H194ZM209 71V70H208ZM223 71V70H222ZM225 72H226V70H224ZM227 71H230V70H227ZM263 71V70H262ZM25 72V73H26ZM31 72V71H30ZM33 72V71H32ZM40 72V71H39ZM53 72H54V69H53ZM57 74H58V72L57 71H55ZM91 72V71H90ZM103 72V71H102ZM112 72H114V71H112ZM116 72V71H115ZM132 72H133V70H132ZM146 72V71H145ZM154 72V71H153ZM160 72V71H159ZM159 72H155V73H159ZM161 72H163V71H161ZM160 72V73H161ZM183 72V71H182ZM185 72V71H184ZM188 72V71H187ZM190 72V71H189ZM192 72V71H191ZM204 72H206V71H204ZM210 72V71H209ZM208 72V73H209ZM236 72V71H235ZM245 72V71H244ZM247 72V71H246ZM34 73V72H33ZM92 73V72H91ZM104 73V72H103ZM129 73V72H128ZM141 73V72H140ZM139 73V74H140ZM148 73V72H147ZM155 73H153V76L154 77H156L154 74ZM172 73H173V70H172ZM175 73H177V72H174L173 74L174 75H176ZM180 73V72H179ZM186 73V72H185ZM207 73V72H206ZM221 73V72H220ZM255 73V72H254ZM5 74V75H6ZM24 74V73H23ZM48 74V73H47ZM50 74H52L51 73V71H50ZM50 74H48V75H50ZM98 74V73H97ZM101 74V73H100ZM100 74H98V76L100 75ZM106 74V73H105ZM116 74H118L117 72H116ZM135 75H136V77H137V75L138 74H136V73H134ZM142 74V73H141ZM181 74V73H180ZM190 74V73H189ZM197 74H199V73H197ZM210 74V73H209ZM219 74V73H218ZM229 74V73H228ZM243 74V73H242ZM256 74V73H255ZM262 74H264V73H262ZM5 75H1V78L2 79H4V76ZM8 75V74H7ZM37 75V72H36V74H35V76ZM41 75V74H40ZM43 75V74H42ZM54 75V74H53ZM88 75V74H87ZM102 75V74H101ZM129 75V74H128ZM145 75V74H144ZM149 75V74H148ZM147 75V77H148V79L150 78V76H148ZM151 75V74H150ZM170 75V74H169ZM173 75V76H174ZM182 75V74H181ZM184 75H186V74H184ZM192 75H195V74H192ZM200 75V74H199ZM205 75V74H204ZM214 75H216V73L214 74ZM233 75V74H232ZM234 75H236V74H234ZM246 75V74H245ZM21 76H23V75H21ZM35 76H32V77H35ZM38 76H39V74H38ZM37 76V77H38ZM45 76V75H44ZM93 76V75H92ZM103 76V75H102ZM108 76H109V74H108ZM107 76V77H108ZM119 76H121V73H120V75ZM125 76V75H124ZM138 76H140V75H138ZM142 76V75H141ZM161 76V75H160ZM207 76V75H206ZM217 76V75H216ZM216 76H213V77H216ZM218 76H220V75H218ZM221 76H223V75H221ZM256 76H258L257 74H256ZM12 77V78H13ZM26 77H27V75H26ZM89 77V76H88ZM95 77V76H94ZM129 77V76H128ZM143 77V76H142ZM145 77V76H144ZM153 77V78H154ZM163 77H164V75H163ZM178 77V76H177ZM196 77V76H195ZM204 77V76H203ZM234 77V76H233ZM238 77V76H237ZM245 77V76H244ZM264 77V76H263ZM15 78V79H16ZM23 78L25 79L24 81H29L28 79H30L29 77H28V79L27 78H25V76H23ZM39 78H42V77H39ZM51 78V77H50ZM98 78V77H97ZM110 78V77H109ZM117 78V77H116ZM127 78V77H126ZM126 78H124V79H126ZM135 78V77H134ZM151 78H152V76H151ZM159 78V77H158ZM185 78V77H184ZM200 78V77H199ZM209 78V77H208ZM211 78V77H210ZM229 78V77H228ZM243 78V77H242ZM241 78V79H242ZM260 78V77H259ZM14 79V80H15ZM31 79H33V78H31ZM44 79V78H43ZM94 79V78H93ZM130 79V78H129ZM135 79H137V78H135ZM141 79V78H140ZM143 79V78H142ZM146 79V78H145ZM145 79H143L144 81H145ZM164 79V78H163ZM170 79H172V80H174L175 78L173 77V78H170ZM182 79V78H181ZM198 79V78H197ZM222 79H224L223 77H222ZM221 79V80H222ZM35 80V79H34ZM31 81V82H34V83H37L36 82V80L35 81ZM44 80H46V79H44ZM43 80V81H44ZM51 80V79H50ZM49 80V81H50ZM53 80V79H52ZM87 80V81H86ZM117 80V79H116ZM122 80V79H121ZM138 80V79H137ZM136 80V81H137ZM155 80V79H154ZM176 80V79H175ZM204 80V79H203ZM214 80V79H213ZM232 80V79H231ZM253 80V79H252ZM255 80V79H254ZM262 80V79H261ZM261 80H259V81H261ZM1 81V80H0ZM8 81V80H7ZM12 81V80H11ZM16 81V80H15ZM17 81H19V80H17ZM48 81V80H47ZM92 81V80H91ZM118 81V80H117ZM116 81V82H117ZM134 81V80H133ZM157 81V80H156ZM168 81V80H167ZM170 81V80H169ZM195 81V80H194ZM217 81H219V80H217ZM222 81H226V80H222ZM229 81V80H228ZM233 81H235V79H233ZM243 81H244V78H243ZM3 81H1V83H2ZM9 82V81H8ZM8 82H6V83H8ZM30 82V81H29ZM40 82V81H39ZM115 82V81H114ZM139 82V81H138ZM142 82V81H141ZM146 82V81H145ZM149 82V81H148ZM196 82V81H195ZM237 82V81H236ZM249 82H250V79H249ZM263 82V81H262ZM5 83V85L6 86H4L3 87V85L0 87V107H2V103L6 100V98H4V97H7V95H9L13 90V85H7ZM15 83V82H14ZM18 83V82H17ZM19 83H20V81H19ZM21 83H22V80H21ZM20 83V84H21ZM91 83V82H90ZM126 83V82H125ZM136 83V82H135ZM152 83H154V82H152ZM177 83V82H176ZM180 83V82H179ZM181 83H183V82H181ZM189 83V82H188ZM193 83V82H192ZM213 83H215L214 81H213ZM219 82H217V84H218ZM221 83V82H220ZM229 83V82H228ZM244 83V82H243ZM246 83V82H245ZM254 83V82H253ZM13 84V83H12ZM120 84V83H119ZM144 84H146V83H144ZM148 84V83H147ZM154 84H156V83H154ZM163 84V83H162ZM187 84V83H186ZM195 84V83H194ZM197 84V83H196ZM222 84V83H221ZM224 84V83H223ZM226 84V83H225ZM233 84V83H232ZM241 84V83H240ZM262 84V83H261ZM29 84L27 83V85H26V88H27V86H28ZM48 85L49 86H51L49 83H48ZM88 85H89V83H88ZM122 85V84H121ZM142 85V84H141ZM140 85V86H141ZM160 85V84H159ZM158 85V86H159ZM164 85V84H163ZM167 85V84H166ZM171 85V84H170ZM185 85V84H184ZM203 85V84H202ZM204 85H207V84H204ZM210 85V84H209ZM227 85V84H226ZM230 85V84H229ZM235 85H237V84H235ZM234 85V86H235ZM10 86V87H9ZM24 86H25V83H24ZM30 86V85H29ZM32 86H35V85H32ZM39 86L41 87V85L39 84ZM111 86V85H110ZM114 86V85H113ZM118 86V85H117ZM124 86V85H123ZM139 86V85H138ZM148 86V85H147ZM151 86V85H150ZM154 86V85H153ZM158 86H157V88H158ZM179 86H180V84H179ZM199 86V85H198ZM201 86V85H200ZM213 86H215V84H213ZM219 86V85H218ZM234 86H233V88H234ZM243 86V85H242ZM255 86V85H254ZM3 87V88H2ZM47 87V86H46ZM121 87V86H120ZM149 87V86H148ZM165 87V86H164ZM168 87V86H167ZM210 87H212V86H210ZM227 87V86H226ZM237 87V86H236ZM36 88V87H35ZM35 88H33V89H35ZM38 88V87H37ZM44 88V87H43ZM49 88V87H48ZM149 88H151V87H149ZM194 88V87H193ZM195 88H196V86H195ZM200 88V87H199ZM206 88V87H205ZM218 88V87H217ZM224 88H225V86H224ZM241 88V87H240ZM257 88V87H256ZM32 89V90H33ZM40 90H41V88H39ZM46 89V88H45ZM115 89V88H114ZM113 89V90H114ZM120 89V88H119ZM135 89V88H134ZM133 89V90H134ZM139 89H141V88H139ZM154 89V88H153ZM162 89V88H161ZM161 89L159 90V91H161ZM167 89V88H166ZM170 89V88H169ZM172 89H173V87H172ZM207 89H208V87H207ZM211 89V88H210ZM227 89V88H226ZM239 89V88H238ZM244 90H245V88H243ZM248 89V88H247ZM250 89V88H249ZM262 89V88H261ZM43 90V89H42ZM48 90V89H47ZM117 90V89H116ZM144 90V89H143ZM146 90V89H145ZM180 90V89H179ZM185 90V89H184ZM205 90V89H204ZM213 90V89H212ZM216 90V89H215ZM225 90V89H224ZM223 90V91H224ZM243 90V91H244ZM259 90V89H258ZM8 91V92H7ZM14 91H15V93H13L12 94V96H10L9 95V97L10 98H8V103H9V106H10V108H17V107H19V108H21L22 109V111H20V116H21V121H22V124H21V127L19 128V130L22 128V130L23 129H28V132L25 134L26 135V137L28 138V140L31 142H33L36 138H38L36 135H35V132H34V127H36V125L39 123V119H37L36 118V116L34 117V118H30L31 116H30V114H28L27 113V110H26V102L25 101H27L26 100V98H25V96H26V94H27V89H24V87L21 85H17V84H15L14 85ZM52 91V90H51ZM140 91V90H139ZM167 91V90H166ZM175 91V90H174ZM197 91V90H196ZM207 91V90H206ZM220 91V90H219ZM227 91V90H226ZM234 91V90H233ZM242 91V90H241ZM240 91V93H242ZM31 92V91H30ZM34 92V91H33ZM36 92V91H35ZM48 92V91H47ZM122 92V91H121ZM195 92V91H194ZM210 92H212V91H210ZM229 92V91H228ZM237 92V91H236ZM245 92H246V90H245ZM248 92V91H247ZM250 92H251V89H250ZM253 92V91H252ZM259 92V91H258ZM9 93V94H8ZM50 93V92H49ZM53 93V92H52ZM55 93V94H56ZM143 93V92H142ZM157 93V92H156ZM163 93V92H162ZM161 93V94H162ZM180 93V92H179ZM190 93V92H189ZM193 93V92H192ZM205 93V92H204ZM221 93V92H220ZM233 93V92H232ZM32 94V93H31ZM39 94V93H38ZM41 94V93H40ZM139 94H141V93H139ZM164 94H166V93H164ZM174 94V93H173ZM185 94V93H184ZM202 94V93H201ZM201 94H200V96H201ZM207 94V93H206ZM226 94V93H225ZM243 94H245L244 92H243ZM35 95V94H34ZM33 95V96H34ZM117 95V94H116ZM151 95H152V93H151ZM155 94L153 93V96H154ZM160 95V94H159ZM176 95V94H175ZM188 95H190V94H188ZM191 95H193V94H191ZM194 95H196V94H194ZM205 95V94H204ZM223 95V94H222ZM249 95V94H248ZM247 95V96H248ZM252 95V94H251ZM260 95V94H259ZM28 96V95H27ZM140 96V95H139ZM147 96H148V94H147ZM156 96H158V95H156ZM161 96H163V95H161ZM160 96V97H161ZM177 96V95H176ZM203 96V95H202ZM207 96H210V94L209 95H207ZM213 96H214V94H213ZM212 96V97H213ZM226 96V95H225ZM237 96V95H236ZM252 96H254V95H252ZM262 96V95H261ZM260 96V97H261ZM52 97V96H51ZM55 97V96H54ZM57 97V96H56ZM120 97V96H119ZM150 98H151V96H149ZM165 97V96H164ZM181 97H182V95H181ZM186 97V96H185ZM188 97V96H187ZM205 97V96H204ZM222 97V96H221ZM227 97H229V96H227ZM242 97V96H241ZM251 97V96H250ZM139 98V97H138ZM137 98V99H138ZM146 98V97H145ZM153 98V97H152ZM163 98V97H162ZM168 98V97H167ZM166 98V99H167ZM172 98V97H171ZM171 98H170V100H171ZM184 98V97H183ZM197 98V97H196ZM236 98V97H235ZM246 98V97H245ZM257 98H259V96L257 97ZM122 99V98H121ZM185 99V98H184ZM193 99H194V97H193ZM208 99V98H207ZM244 99V98H243ZM249 99V98H248ZM32 100H33V98H32ZM35 100V99H34ZM131 100H132V98H131ZM135 100V99H134ZM140 100V99H139ZM155 100V99H154ZM173 100V99H172ZM176 100V99H175ZM174 100V101H175ZM183 100V99H182ZM188 100H189V98H188ZM209 100V99H208ZM240 100V99H239ZM255 100V99H254ZM37 101V100H36ZM43 101V100H42ZM133 101V100H132ZM142 101V100H141ZM146 101H149L148 100V98H147V100ZM156 102H157V100H155ZM158 101H159V99H158ZM190 101V100H189ZM193 101V100H192ZM226 101H228V100H226ZM233 101V100H232ZM231 101V102H232ZM237 101V100H236ZM241 101V100H240ZM240 101H239V103H240ZM251 101H252V99H251ZM261 101V100H260ZM38 102V101H37ZM41 102V101H40ZM45 102H46V100H45ZM140 102V101H139ZM154 102V101H153ZM5 103V102H4ZM4 103H3V105H4ZM7 103V104H8ZM36 103V102H35ZM57 103V104H56ZM137 103V102H136ZM145 103V102H144ZM159 103V102H158ZM158 103H156V104H158ZM183 103V102H182ZM205 103V102H204ZM228 103V102H227ZM229 103H230V101H229ZM236 103V102H235ZM238 103V104H239ZM6 104V103H5ZM30 104V103H29ZM28 104V105H29ZM38 103H36V105H37ZM49 104V103H48ZM132 104H134V102H132ZM160 104H162V103H160ZM165 104V103H164ZM162 105V106H165V105ZM171 104H172V102H171ZM174 104H175V102H174ZM181 104V103H180ZM183 104H185V103H183ZM182 104V105H183ZM189 104V103H188ZM194 104V103H193ZM168 105H170V104H168ZM254 105V104H253ZM32 106H33V104H32ZM38 106V105H37ZM40 106H42V105H40ZM53 106H54V104H53ZM136 106V105H135ZM142 106V105H141ZM213 106V105H212ZM232 106V105H231ZM230 106V107H231ZM255 106V105H254ZM45 107V106H44ZM47 107H49V106H47ZM138 107V106H137ZM161 107V106H160ZM169 107V106H168ZM172 107H173V105H172ZM172 107H170V108H172ZM179 107V106H178ZM199 107V106H198ZM225 107V106H224ZM229 107V106H228ZM229 107V108H230ZM233 107V106H232ZM260 107V106H259ZM43 108V107H42ZM51 108V107H50ZM49 108V109H50ZM60 108V107H59ZM75 108V107H74ZM76 108H77V106H76ZM135 108V107H134ZM146 108V107H145ZM149 108V107H148ZM153 108H154V106H153ZM158 108L159 107H157V110H158ZM181 108H182V106H181ZM180 108V109H181ZM185 108V107H184ZM186 108H187V106H186ZM185 108V109H186ZM192 108H193V106H192ZM219 108V107H218ZM218 108H216V109H218ZM235 108V107H234ZM248 108H251V107H249L248 106ZM4 109V108H3ZM38 108H36V110H37ZM48 109V110H49ZM139 109V108H138ZM137 109V110H138ZM162 109V108H161ZM163 109H166V108H163ZM185 109H183V110H185ZM2 110V109H1ZM16 110H18V108L16 109ZM34 110V109H33ZM45 110V109H44ZM47 110V111H48ZM54 110V109H53ZM71 110V109H70ZM69 110V111H70ZM136 110V109H135ZM134 110V111H135ZM147 110V109H146ZM149 110V109H148ZM156 110V111H157ZM170 110V109H169ZM175 110V109H174ZM198 110V109H197ZM196 110V111H197ZM206 110V109H205ZM209 110V109H208ZM219 110H221V108L219 109ZM231 110H232V108H231ZM5 111H6V109H5ZM47 111L45 112V111H43V112H45V113H47ZM143 111V110H142ZM154 111V110H153ZM160 111V110H159ZM182 111V110H181ZM189 111V110H188ZM199 111V110H198ZM213 111V110H212ZM215 111V110H214ZM250 111H252V109L250 110ZM249 110H248V112H250ZM254 111V110H253ZM3 112V111H2ZM32 112V111H31ZM49 112V111H48ZM59 112V111H58ZM170 112V111H169ZM169 112H166V113H169ZM172 112L173 111H171L170 112V114H172ZM177 112H179V111H177ZM176 112V113H177ZM182 112H184V111H182ZM224 112V111H223ZM242 112V111H241ZM256 112V111H255ZM12 113V112H11ZM37 113V112H36ZM38 113H39V110H38ZM80 113V112H79ZM120 113V112H119ZM128 113V112H127ZM137 113H138V111H137ZM136 113V114H137ZM154 113V112H153ZM159 113V112H158ZM193 113V112H192ZM199 113V112H198ZM204 112H202V114H203ZM207 113V111L205 112V114ZM215 113V112H214ZM220 112L218 111V114H219ZM228 113V112H227ZM251 113V112H250ZM6 114H7V112H6ZM5 114V115H6ZM43 114V113H42ZM49 114V113H48ZM58 114V113H57ZM85 114V115H86ZM126 114V113H125ZM141 114V113H140ZM139 114V115H140ZM182 114V113H181ZM188 114V113H187ZM194 114V113H193ZM1 115V114H0ZM7 115H9V114H7ZM37 115V114H36ZM41 115V114H40ZM67 115V114H66ZM158 115V114H157ZM156 115V116H157ZM168 115V114H167ZM192 115V114H191ZM191 115H190V117H188L190 120H191ZM208 115V114H207ZM226 115V114H225ZM242 115V114H241ZM244 115V114H243ZM250 116H251V114H249ZM248 115V116H249ZM255 115V114H254ZM264 115V114H263ZM37 116H39V115H37ZM49 116V115H48ZM51 116V115H50ZM57 116V115H56ZM174 116V115H173ZM181 117H182V115H180ZM185 116H186V114H185ZM184 116V117H185ZM202 116V115H201ZM206 116V115H205ZM204 116V117H205ZM214 116H215V114H214ZM245 116V115H244ZM249 116V117H250ZM4 117V116H3ZM51 117H53V116H51ZM80 117V116H79ZM83 117V116H82ZM161 117V116H160ZM167 117H169V115L167 116ZM171 117H172V115H171ZM177 117H179V116H177ZM194 117V119H195V116H193ZM200 117V116H199ZM232 117V116H231ZM255 117V116H254ZM18 118V117H17ZM16 118V119H17ZM41 118V117H40ZM49 118V117H48ZM78 118V117H77ZM131 118V117H130ZM137 118V117H136ZM173 118V117H172ZM236 118V117H235ZM238 118V117H237ZM246 118V117H245ZM256 118H257V116H256ZM6 119V118H5ZM12 119V118H11ZM14 119V118H13ZM12 119V120H13ZM53 119H54V117H53ZM56 119V118H55ZM67 119V118H66ZM128 119H129V117H128ZM140 119V118H139ZM156 119V118H155ZM176 119V118H175ZM181 119H183V118H181ZM185 119V118H184ZM207 119V118H206ZM205 119V120H206ZM210 119H211V117H210ZM222 119H224V118H222ZM234 119V118H233ZM240 119V118H239ZM252 119H254L253 117H252ZM260 119V118H259ZM2 120V119H1ZM10 120V119H9ZM18 120H19V118H18ZM41 120V119H40ZM43 120H46V119H44V117H43ZM51 120V119H50ZM109 120V121H110ZM115 120H118V119H115ZM204 120V119H203ZM202 120V121H203ZM204 120V121H205ZM209 120V119H208ZM211 120H213V119H211ZM14 121V120H13ZM17 121V120H16ZM128 121V124H129V120H127ZM126 121V122H127ZM131 121V120H130ZM152 121V120H151ZM157 121V120H156ZM155 121V122H156ZM161 121H163V120H161ZM175 121V120H174ZM201 121V122H202ZM220 121V118H218V122ZM235 121V120H234ZM244 121V120H243ZM4 122H6L5 120H4ZM41 122V121H40ZM51 122H53V121H51ZM55 122V121H54ZM88 122V121H87ZM131 122H133V121H131ZM148 122V121H147ZM190 122V121H189ZM198 122V121H197ZM226 122V121H225ZM236 122V121H235ZM242 122V121H241ZM248 122V121H247ZM251 122H252V120H251ZM257 122H258V120H257ZM260 122V121H259ZM1 123V122H0ZM14 123V122H13ZM41 123H43V122H41ZM40 123V124H41ZM157 123V122H156ZM175 123V122H174ZM173 123V124H174ZM199 123V122H198ZM206 123V122H205ZM209 123V122H208ZM207 123V124H208ZM224 123V122H223ZM244 123V122H243ZM254 123V122H253ZM264 123V122H263ZM17 124V123H16ZM46 124H49V123H46ZM67 124V123H66ZM109 124H110V122H109ZM114 124V123H113ZM126 125H128L127 123H125ZM152 124H154V123H152ZM193 124V123H192ZM210 124H211V122H210ZM209 124V125H210ZM219 124V123H218ZM228 124V123H227ZM234 124H236V123H234ZM240 124V123H239ZM252 124V123H251ZM11 125V124H10ZM9 125V126H10ZM18 125V124H17ZM55 125V124H54ZM58 125H59V122H58ZM58 125H56L57 126V128H60V127H62L63 125H65V123L61 126H59L58 127ZM85 125V126H84ZM107 124H105L104 126H106ZM125 125V126H126ZM144 125H146V124H144ZM178 125H180L179 123H178ZM202 125V124H201ZM233 125V124H232ZM245 124H243V126H244ZM253 125H255V124H253ZM6 126V125H5ZM15 126V125H14ZM20 126V125H19ZM39 126V125H38ZM66 126V125H65ZM72 126V125H71ZM74 126V125H73ZM79 126V128H80V130L81 129H83V131H82V135L81 136H78L79 134H77V136H74V135H71V134H66V135H63L62 137H61V139H60V142H59V146L58 147H56L57 149H55V151L53 152V157H54V160H52V159H48L47 158V156H46V154L45 153H42L41 152V154H40V157H41V159H40V164L39 165H41V166H39L42 170L41 171H39L36 167L34 168V169H32V173H33V175H31V177L32 176H34L35 175V172H40V175H39V177H38V181H40L39 179H43V181L39 184V188H38V192H36V194L38 195L37 197H39V196H41V193H44V194H47V193H49L50 194V196H49V198L48 199H46V200H41V199H39V200H41L42 201V203L39 205V206H36L37 208L38 207H40L41 209H42V211L41 212H43V213H45L46 215V217H48V218H51L53 215H55L56 216V214L58 213V212H60V215L61 214H63L64 216H65V218H66V216L67 217H70L71 219L72 218H75L76 219V217H78V213H79V210H80V208H82V206L88 201V200H86V195H88V194H90V193H92V192H98V195L100 194V196L101 195H103V192L104 193H107V188L105 189V188H103L102 187V184H103V174H104V172L101 170V165H102V162H105V161H102V156H101V152L102 151H100V150H102V148L100 149V146H101V144L103 143V139L104 138H102V137H98V135H97V133H98V127L96 128L94 125L93 126H90V125H86L85 124V122L82 120V121H79V122H76L75 123V127H78ZM103 126V125H102ZM103 126V127H104ZM118 126V125H117ZM116 126V127H117ZM128 126H131V125H128ZM136 126V125H135ZM160 126V125H159ZM185 126H187V125H185ZM192 126V125H191ZM195 126V125H194ZM193 126V127H194ZM262 126V125H261ZM51 127V126H50ZM53 127V126H52ZM69 127V126H68ZM67 127V128H68ZM74 127V128H75ZM112 127V126H111ZM111 127H109V129L111 128ZM122 127V126H121ZM145 127V126H144ZM162 127V126H161ZM180 127V126H179ZM204 127H206V126H204ZM211 127H212V125H211ZM219 127H221V126H219ZM218 127V128H219ZM251 127V126H250ZM255 127V126H254ZM10 128V127H9ZM8 128V129H9ZM41 128V127H40ZM54 128V127H53ZM56 128V127H55ZM55 128H54V130H55ZM64 128V127H63ZM66 128V127H65ZM73 128V129H74ZM79 128H76V129H79ZM101 128V127H100ZM113 128H115V127H113ZM123 129H124V126L122 127ZM125 128H127V127H125ZM139 128V127H138ZM149 128H150V126H149ZM154 128V127H153ZM196 128V127H195ZM217 128V129H218ZM222 128V127H221ZM225 128V127H224ZM230 128V127H229ZM234 128V127H233ZM253 128V127H252ZM263 128H264V126H263ZM6 129V128H5ZM16 128H14V130H15ZM116 129V128H115ZM114 129V130H115ZM117 129H119V128H117ZM127 129H129V128H127ZM133 129H135V128H133ZM168 129V128H167ZM199 129V128H198ZM206 129V128H205ZM212 129V128H211ZM216 129V130H217ZM232 129V128H231ZM235 129V128H234ZM260 129V128H259ZM12 130H13V128H12ZM52 130V129H51ZM63 130V129H62ZM103 129L101 128V131H102ZM132 130V129H131ZM136 130V129H135ZM134 130V131H135ZM162 130V129H161ZM188 130V129H187ZM194 130V129H193ZM207 130V129H206ZM250 130V129H249ZM253 130V129H252ZM256 130V129H255ZM8 131H10V130H8ZM43 131V130H42ZM46 131H48V129L46 130ZM64 131V130H63ZM121 131V130H120ZM146 131V130H145ZM148 131V130H147ZM185 131V130H184ZM195 131V130H194ZM193 131V132H194ZM203 131V130H202ZM209 131V130H208ZM223 131V130H222ZM241 131V130H240ZM244 131V130H243ZM23 132L25 133V131L23 130ZM53 132V131H52ZM56 132V131H55ZM55 132H53V133H55ZM67 132V131H66ZM103 132V131H102ZM104 132H105V130H104ZM118 132V131H117ZM127 132V131H126ZM126 132H124V133H126ZM129 132H130V130H129ZM188 132V131H187ZM200 132V131H199ZM231 132V131H230ZM233 132V131H232ZM18 133V132H17ZM20 133V132H19ZM19 133H18V135H19ZM37 133V132H36ZM63 133V132H62ZM70 133V132H69ZM145 133V132H144ZM149 133V132H148ZM190 133V132H189ZM188 133V134H189ZM211 133V132H210ZM220 133V132H219ZM243 133V132H242ZM253 133V132H252ZM252 133H251V135H252ZM7 134H9V132L7 133ZM13 134V133H12ZM16 134V133H15ZM102 134V133H101ZM113 134V133H112ZM111 134V135H112ZM134 134V133H133ZM153 134V133H152ZM183 134H184V132H183ZM191 134V133H190ZM189 134V135H190ZM194 134V133H193ZM196 134V133H195ZM194 134V135H195ZM209 134V133H208ZM216 134H218V133H216ZM225 133L223 132V135H224ZM231 134H233V133H231ZM231 134H229V136L231 135ZM1 135V134H0ZM11 135V134H10ZM9 135V136H10ZM17 135V136H18ZM22 135H23V133H22ZM47 135V134H46ZM51 135V134H50ZM108 135V134H107ZM110 135V134H109ZM115 135V134H114ZM121 135V134H120ZM127 135V134H126ZM140 135V134H139ZM142 135V134H141ZM155 135V134H154ZM163 135V134H162ZM226 135V134H225ZM239 135V134H238ZM262 135V134H261ZM13 136V135H12ZM12 136H10V137H12ZM137 136V135H136ZM144 136V135H143ZM143 136H142V138H143ZM152 136V135H151ZM156 136V135H155ZM166 136V135H165ZM178 136H179V134H178ZM192 136V135H191ZM197 136V135H196ZM202 136V135H201ZM200 136V137H201ZM209 136V135H208ZM218 136H220V135H218ZM242 136H243V134H242ZM253 136V135H252ZM25 137V136H24ZM54 137V136H53ZM52 137V138H53ZM105 137H107V136H105ZM114 137V136H113ZM122 137V136H121ZM129 137V136H128ZM128 137H125V138H128ZM131 137H134V136H131ZM146 137H147V134H146ZM150 137V136H149ZM213 137V136H212ZM226 137V136H225ZM240 137V136H239ZM7 138H9V137H7ZM27 138H26V141H27ZM56 138V137H55ZM115 138V137H114ZM119 138V137H118ZM140 138H141V136H140ZM154 138V137H153ZM203 138V137H202ZM224 138V137H223ZM260 138V137H259ZM263 138V137H262ZM40 139V138H39ZM54 139V138H53ZM106 139V138H105ZM129 139V138H128ZM132 139V138H131ZM137 139H139V138H137ZM144 139V138H143ZM181 139V138H180ZM187 139V138H186ZM201 139V138H200ZM209 139V138H208ZM214 139V138H213ZM230 139V138H229ZM37 140V139H36ZM43 140V139H42ZM49 140V139H48ZM110 140V139H109ZM120 140V139H119ZM122 140V139H121ZM124 140V139H123ZM149 140V139H148ZM158 140V139H157ZM161 140V139H160ZM190 140V139H189ZM193 140H194V138H193ZM203 140V139H202ZM212 140V139H211ZM210 140V141H211ZM217 140V139H216ZM225 140V139H224ZM223 140V141H224ZM228 140V139H227ZM237 140H238V138H237ZM236 140V141H237ZM7 141V140H6ZM47 141V140H46ZM50 141V140H49ZM51 141H52V139H51ZM58 141V140H57ZM56 141V142H57ZM108 141V140H107ZM106 141V142H107ZM117 141V140H116ZM141 141V140H140ZM140 141H138V142H140ZM143 141V140H142ZM154 141L155 142H157L155 139H154ZM153 141V142H154ZM162 141V140H161ZM168 141V140H167ZM178 141V140H177ZM229 141V140H228ZM254 141V140H253ZM11 142V141H10ZM37 142V141H36ZM53 142V141H52ZM110 142V141H109ZM109 142H108V144H109ZM121 142V141H120ZM131 142V141H130ZM164 142V141H163ZM186 142V141H185ZM216 142V141H215ZM34 143V142H33ZM41 143V142H40ZM39 143V144H40ZM47 143V142H46ZM54 143V142H53ZM94 143H96L95 144V147H93L91 150H89L88 152H86L84 149H82V147L83 146H89V145H91V144H94ZM122 143V142H121ZM123 143H125V142H123ZM158 143V142H157ZM171 143V142H170ZM174 143V142H173ZM177 143H179V142H177ZM193 143V142H192ZM212 143V142H211ZM229 143V142H228ZM31 144V143H30ZM35 144V143H34ZM33 144V145H34ZM130 144V143H129ZM142 144V143H141ZM189 144V143H188ZM201 144V143H200ZM214 144V143H213ZM216 144V143H215ZM237 144V143H236ZM242 144V143H241ZM246 144V143H245ZM254 144V143H253ZM24 145V144H23ZM22 145V146H23ZM36 145V144H35ZM44 145H46V144H44ZM50 145H51V143H50ZM104 145H106V144H104ZM131 145H133L132 143H131ZM137 145H139V143L137 144ZM146 145H147V143H146ZM149 145V144H148ZM162 145V144H161ZM165 145V144H164ZM178 145V144H177ZM204 145V144H203ZM218 145V144H217ZM235 145V144H234ZM239 145V144H238ZM251 145V144H250ZM249 145V146H250ZM255 145V144H254ZM254 145L252 146V147H254ZM261 145V144H260ZM8 146V145H7ZM21 146V145H20ZM31 146V145H30ZM42 146V145H41ZM127 146H129V145H127ZM126 146V147H127ZM135 146H136V143H135ZM134 146V147H135ZM156 146V145H155ZM213 146V145H212ZM212 146H211V148H212ZM233 146V145H232ZM261 146H263V145H261ZM9 147V146H8ZM24 147V146H23ZM44 147V146H43ZM52 147V146H51ZM48 148L47 147V149H52V148ZM73 147H75L74 148V150H73ZM108 147H110V146H108ZM144 147V146H143ZM159 147V146H158ZM163 147V146H162ZM170 147V146H169ZM175 147V146H174ZM228 147V146H227ZM236 146H234L233 148H235ZM240 147V146H239ZM245 147V146H244ZM251 147V146H250ZM17 148V147H16ZM36 148V147H35ZM91 148V147H90ZM104 148V147H103ZM105 148H106V146H105ZM112 148V147H111ZM114 148V147H113ZM145 148V147H144ZM147 148V147H146ZM149 148V147H148ZM160 148V147H159ZM197 148V147H196ZM237 148V147H236ZM235 148V149H236ZM249 148V147H248ZM3 149V148H2ZM33 149V148H32ZM43 149V148H42ZM84 150V153L82 152V150ZM87 149V148H86ZM138 149V148H137ZM136 149V150H137ZM157 148H155V150H156ZM181 149V148H180ZM185 149V148H184ZM10 150V149H9ZM46 150V149H45ZM45 150H44V152H45ZM104 150V149H103ZM113 150V149H112ZM128 150V149H127ZM169 150V149H168ZM225 150V149H224ZM223 150V151H224ZM255 150V149H254ZM257 150V149H256ZM5 151V150H4ZM30 150L28 149V147L26 146V147H24V148H21V150H17V154L15 155V157L14 158H12L11 159V157H10V159H11V162H9L6 166H2L3 168L4 167H6V170H7V172L8 173H10V172H12L14 169L13 168H15V166H17V165H21L22 163L24 164V165H28L29 164V162L30 161H32V160H30V157H29V154H30V152H29ZM49 151V150H48ZM75 151V152H74ZM153 151V150H152ZM161 151H162V149H161ZM196 151H198L197 149H196ZM211 151V150H210ZM234 151V150H233ZM261 151V150H260ZM16 152V151H15ZM31 152H33V150L31 151ZM125 152V151H124ZM140 152H142V151H140ZM147 152H148V150H147ZM158 152H159V150H158ZM172 152V151H171ZM193 152H195V151H193ZM192 152V153H193ZM208 152V151H207ZM215 152V151H214ZM230 152V151H229ZM241 152V151H240ZM113 153V152H112ZM129 153V152H128ZM152 153V152H151ZM161 153H163V152H161ZM178 153V152H177ZM180 153V152H179ZM185 153V152H184ZM183 153V154H184ZM199 153V152H198ZM210 153V152H209ZM219 153V152H218ZM231 153V152H230ZM262 153V152H261ZM11 154V153H10ZM33 154V153H32ZM36 154V153H35ZM38 154V153H37ZM48 154H50V152L48 153ZM132 154V153H131ZM142 154H143V152H142ZM173 154V153H172ZM171 154V155H172ZM181 154V153H180ZM255 154V153H254ZM133 155V154H132ZM153 155V154H152ZM158 155V154H157ZM160 155V154H159ZM170 155V156H171ZM190 155V154H189ZM220 155V154H219ZM227 155V154H226ZM237 155V154H236ZM245 155V154H244ZM151 156V155H150ZM179 156H181V155H179ZM183 156V155H182ZM184 156H185V154H184ZM256 156V155H255ZM261 156H262V154H261ZM260 156V157H261ZM263 156H264V154H263ZM9 157V156H8ZM131 157V156H130ZM148 157V156H147ZM188 157L189 156H187V159H188ZM205 157V156H204ZM207 157V156H206ZM218 157H222V156H218ZM249 157V156H248ZM1 158H3V157H1ZM7 158V157H6ZM109 158V157H108ZM151 158V157H150ZM153 158V157H152ZM168 158V157H167ZM166 158V159H167ZM172 158H173V156H172ZM191 158V157H190ZM189 158V159H190ZM214 158H217L216 156H214ZM254 158V157H253ZM7 159H9V158H7ZM137 159V158H136ZM146 159V158H145ZM192 159V158H191ZM194 159V158H193ZM197 159V158H196ZM211 159H212V157H211ZM218 159V158H217ZM217 159H216V161H217ZM228 159V158H227ZM233 159H235V158H233ZM238 159V158H237ZM259 159V158H258ZM1 160H3V159H1ZM117 160V159H116ZM116 160H114V161H116ZM140 160H141V158H140ZM174 160V159H173ZM178 160V159H177ZM183 161L185 160V159H182ZM205 160V159H204ZM224 160V159H223ZM230 160V159H229ZM256 160H257V157H256ZM262 160V159H261ZM124 161V160H123ZM139 161V160H138ZM162 161V160H161ZM169 161V160H168ZM180 161H181V159H180ZM182 161V162H183ZM196 161H198V160H196ZM209 161V160H208ZM216 161H214V162H216ZM222 161V160H221ZM228 161V160H227ZM239 161H240V159H239ZM248 161V160H247ZM245 159H244V162H247ZM254 161V160H253ZM34 162V161H33ZM32 162V163H33ZM156 162H160V160L159 161H156ZM175 162H176V160H175ZM213 162V163H214ZM218 162V161H217ZM225 162V161H224ZM224 162H223V164H224ZM229 162H231V161H229ZM251 162V161H250ZM256 162V161H255ZM259 162V161H258ZM106 163V162H105ZM116 163V162H115ZM134 163V162H133ZM140 163V162H139ZM161 163V162H160ZM204 163V162H203ZM208 163V162H207ZM212 163V162H211ZM219 163H221V162H219ZM237 163V162H236ZM253 163V162H252ZM257 163V162H256ZM22 164V165H23ZM128 164V163H127ZM126 164V165H127ZM131 164H132V162H131ZM138 163H136V165H137ZM154 164H156V163H154ZM186 164V163H185ZM216 164V163H215ZM231 164V163H230ZM241 164H243L242 162L240 163V164H238V167L241 165ZM246 163H244V165H245ZM248 164V163H247ZM123 165V164H122ZM135 165V166H136ZM167 165V164H166ZM175 165V164H174ZM203 165V164H202ZM225 165V164H224ZM255 165H258V164H255ZM263 165V164H262ZM104 166V165H103ZM107 166V165H106ZM125 166V165H124ZM134 165H132V167H133ZM134 166V167H135ZM171 166V165H170ZM181 166V165H180ZM187 166V165H186ZM226 166V165H225ZM230 166V165H229ZM228 166V167H229ZM236 166H237V164H236ZM247 166V165H246ZM131 167V166H130ZM151 167V166H150ZM150 167H148V168H150ZM169 167V166H168ZM193 167V166H192ZM216 166H214V168H215ZM219 167V166H218ZM221 167V166H220ZM244 167V166H243ZM251 167V166H250ZM46 168V169H45ZM106 168V167H105ZM109 168V167H108ZM128 168V167H127ZM147 168V167H146ZM187 168V167H186ZM190 167H188V169H189ZM209 168V167H208ZM223 168V167H222ZM234 168V167H233ZM246 168V167H245ZM256 168H257V166H256ZM1 169V168H0ZM13 169V170H12ZM17 169V168H16ZM27 169H29L28 168V166H27ZM104 169V168H103ZM110 169V168H109ZM124 169H126L125 167H124ZM170 169V168H169ZM175 169V168H174ZM196 169H197V167H196ZM195 169V170H196ZM227 169V168H226ZM231 169H232V167H231ZM240 169V168H239ZM253 169H254V166H253ZM151 170V169H150ZM171 170H172V168H171ZM192 170V169H191ZM195 170H193V172L194 173H196L195 172ZM230 170V169H229ZM235 170H237V169H235ZM241 170V169H240ZM248 170H250V169H247V171ZM257 170H259V169H257ZM257 170H256V172H257ZM15 171V170H14ZM13 171V172H14ZM27 171V170H26ZM29 171V170H28ZM54 171H57V174H59L58 176L61 178V183L58 185V186H56V187H53L52 188V179H51V177L52 176H54L55 174L53 173ZM106 171V170H105ZM117 171V170H116ZM120 171H121V169H120ZM128 171H129V169H128ZM148 171V170H147ZM174 171V170H173ZM182 171V170H181ZM180 171V172H181ZM184 171V170H183ZM201 171V170H200ZM205 171V170H204ZM212 171V170H211ZM254 171V170H253ZM4 172V171H3ZM12 172V173H13ZM107 172V171H106ZM124 172V171H123ZM130 172V171H129ZM136 172V171H135ZM185 172V171H184ZM192 172V171H191ZM228 172V171H227ZM233 172V171H232ZM260 172V171H259ZM8 173H6V174H8ZM18 173V172H17ZM122 173V172H121ZM134 173V172H133ZM143 173H145V172H143ZM230 173V172H229ZM236 173V172H235ZM234 173V175H236ZM237 173H239V172H237ZM248 173V172H247ZM3 174V173H2ZM5 174V173H4ZM11 174V173H10ZM9 174V175H10ZM19 174H21V170H20V173ZM23 174V173H22ZM26 174V173H25ZM106 174V173H105ZM109 174V173H108ZM112 174V173H111ZM140 174V173H139ZM188 174V173H187ZM227 174V173H226ZM231 174V173H230ZM246 174V173H245ZM120 175V174H119ZM143 175V174H142ZM152 175H154V174H152ZM186 175V174H185ZM189 175V174H188ZM216 175V174H215ZM218 175V174H217ZM220 175V174H219ZM229 175V174H228ZM233 175V176H234ZM251 175V174H250ZM253 175V174H252ZM256 175V174H255ZM7 176V175H6ZM10 176H13V175H10ZM9 176V177H10ZM107 175H105L104 177H106ZM113 176V175H112ZM132 176V175H131ZM150 176V175H149ZM156 176V175H155ZM154 176V177H155ZM193 176H194V174H193ZM204 176V175H203ZM232 176V177H233ZM2 177V176H1ZM4 177V176H3ZM30 177V176H29ZM31 177H30V179H31ZM134 177V176H133ZM141 177V176H140ZM169 177H170V175H169ZM181 177V176H180ZM196 177H197V175H196ZM209 177H211V176H209ZM5 178V177H4ZM11 178V177H10ZM33 178V177H32ZM56 178V177H55ZM54 178V179H55ZM108 178V177H107ZM115 178H116V176H115ZM149 178V177H148ZM200 178V177H199ZM218 178V177H217ZM222 178V177H221ZM236 178V177H235ZM246 178V177H245ZM249 178V177H248ZM15 179H17V178H15ZM14 179V180H15ZM34 179V178H33ZM51 179V180H50ZM110 179H112V178H110ZM124 180H125V177L123 178ZM132 179V178H131ZM184 179V178H183ZM197 179V178H196ZM219 179V178H218ZM224 179H226V178H224ZM244 179V178H243ZM7 180V179H6ZM32 180V179H31ZM31 180H30V182H31ZM35 180V179H34ZM114 180V179H113ZM138 180H140V179H138ZM148 180V179H147ZM176 180V179H175ZM179 180V179H178ZM208 180V179H207ZM223 180V179H222ZM3 181V180H2ZM17 181V180H16ZM29 181V180H28ZM118 181V180H117ZM120 181V180H119ZM166 181H167V179H166ZM188 181V180H187ZM189 181H192V180H189ZM198 180H196V182H197ZM199 181H201V180H199ZM217 181V180H216ZM253 181V180H252ZM26 182V181H25ZM33 182V181H32ZM125 182V181H124ZM127 182V181H126ZM133 182V181H132ZM139 182V181H138ZM183 182V181H182ZM195 182V181H194ZM228 182V181H227ZM231 183H232V181H230ZM18 183V182H17ZM37 183V182H36ZM106 183V182H105ZM128 183V182H127ZM141 183V182H140ZM147 183V182H146ZM159 183V182H158ZM210 183V182H209ZM222 183V182H221ZM224 183V182H223ZM24 184V183H23ZM28 184V183H27ZM33 184V183H32ZM143 184V183H142ZM166 184V183H165ZM201 184V183H200ZM229 184V183H228ZM228 184H226V185H228ZM234 184V183H233ZM248 184V183H247ZM256 184H258V183H256ZM13 185H14V183H13ZM36 185V184H35ZM55 185V184H54ZM112 185V184H111ZM115 185V184H114ZM128 185V184H127ZM147 185V184H146ZM163 185H164V183H163ZM186 185V184H185ZM199 185V184H198ZM209 185V184H208ZM12 186V185H11ZM22 186V185H21ZM25 186H26V183H25ZM116 186V185H115ZM129 186V185H128ZM192 186H193V184H192ZM196 186H197V183H196ZM207 186V185H206ZM213 186V185H212ZM231 186V185H230ZM242 186V185H241ZM247 186V185H246ZM249 186H250V184H249ZM253 186H255V184L253 185ZM253 186H251V188L253 189ZM20 186H18L17 188H19ZM143 187H145V186H143ZM165 187V186H164ZM185 187V186H184ZM219 187H220V185H219ZM228 187V186H227ZM248 187V186H247ZM246 187V188H247ZM262 187V186H261ZM13 188V187H12ZM28 188V187H27ZM145 188H147V187H145ZM158 188V187H157ZM226 188V187H225ZM229 188V187H228ZM232 188V187H231ZM235 188V187H234ZM233 188V189H234ZM237 188V187H236ZM239 188H241V187H239ZM154 189V188H153ZM217 189V188H216ZM227 189V188H226ZM242 189H244V188H242ZM11 190V189H10ZM13 190V189H12ZM20 190V189H19ZM35 190V189H34ZM109 190V189H108ZM111 190V189H110ZM136 190V189H135ZM159 190V189H158ZM158 190L156 191V192H158ZM163 190V189H162ZM171 190V189H170ZM184 190V189H183ZM202 190V189H201ZM211 190V189H210ZM215 190V189H214ZM219 190V189H218ZM228 190V192H229V189H227ZM249 190H251V189H249V187H248V191ZM5 191L7 192V190L5 189ZM25 191H27V190H25ZM154 191V190H153ZM161 190H159V192H160ZM178 191V190H177ZM198 191V190H197ZM230 191H232V190H230ZM245 191V190H244ZM8 192H10L9 190H8ZM77 192H82V194H81V199H80V197L79 196H75L76 195V193ZM174 192V191H173ZM189 192V191H188ZM224 192V191H223ZM239 192V191H238ZM237 192V193H238ZM4 193V192H3ZM19 193H22V192H19ZM148 193V192H147ZM184 193V192H183ZM191 193V192H190ZM193 193V192H192ZM234 193V192H233ZM250 193V192H249ZM257 193V192H256ZM1 194V193H0ZM12 194V193H11ZM31 194V193H30ZM109 194H110V192H109ZM159 194V193H158ZM161 194H163V193H161ZM171 194V193H170ZM210 194V193H209ZM232 194V193H231ZM241 194V193H240ZM6 195H8V194H6ZM16 195H18V194H16ZM15 195V196H16ZM21 195V194H20ZM25 195H27V194H25ZM32 195V194H31ZM53 195V196H52ZM59 197H58V196ZM166 195H168V194H166ZM165 195V196H166ZM176 195V194H175ZM183 196H184V194H182ZM202 195V194H201ZM239 194H237V196H238ZM242 195V194H241ZM260 195V194H259ZM1 196H3V195H1ZM13 196V195H12ZM19 196V195H18ZM36 196V195H35ZM108 196V195H107ZM106 196V197H107ZM110 196V195H109ZM190 196V195H189ZM195 196H197V195H195ZM195 196H194V200H195ZM199 196V195H198ZM218 196V195H217ZM233 196V195H232ZM246 196V195H245ZM4 197V196H3ZM8 197V196H7ZM24 197V196H23ZM43 197H44V195H43ZM156 197V196H155ZM175 197V196H174ZM181 197V196H180ZM205 197V196H204ZM214 197V196H213ZM221 197V196H220ZM224 197V196H223ZM10 198V197H9ZM33 198V197H32ZM104 198H105V196H104ZM111 198V197H110ZM156 198H158V197H156ZM182 198V197H181ZM184 198V197H183ZM186 198H188V196L186 197ZM229 198V197H228ZM2 200H3V198H1ZM18 199V198H17ZM25 199V198H24ZM30 199V198H29ZM37 199V198H36ZM106 199V198H105ZM115 199V198H114ZM171 199V198H170ZM174 199V198H173ZM216 199V198H215ZM214 199V200H215ZM226 199V198H225ZM236 199H238V197L236 198ZM8 200V199H7ZM15 200V199H14ZM108 200V199H107ZM156 200V199H155ZM154 200V201H155ZM158 200V199H157ZM180 200V199H179ZM208 200H209V198H208ZM256 200V199H255ZM6 201V200H5ZM19 201V200H18ZM21 201V200H20ZM31 201V200H30ZM36 201H38V199L36 200ZM101 201V200H100ZM133 201H134V199H133ZM132 201V202H133ZM171 201V200H170ZM188 201V200H187ZM226 201V200H225ZM251 201V200H250ZM167 202V201H166ZM191 202H193V200L191 199ZM246 202V201H245ZM9 203L11 204L12 202H10L9 201ZM19 203V202H18ZM27 203V202H26ZM29 203V202H28ZM37 204H38V202H36ZM89 203V202H88ZM102 203V202H101ZM141 203V202H140ZM157 203V202H156ZM240 203V202H239ZM257 203V202H256ZM14 204V203H13ZM12 204V205H13ZM16 204V203H15ZM23 204V203H22ZM133 204V203H132ZM158 204V203H157ZM165 204V203H164ZM174 204V203H173ZM185 204V203H184ZM243 204V203H242ZM251 204V203H250ZM260 204V203H259ZM1 205V204H0ZM3 205V204H2ZM7 205H8V202H7ZM29 205V204H28ZM33 205H36V204H33ZM142 205V204H141ZM190 205V204H189ZM257 205V204H256ZM117 206V205H116ZM115 206V207H116ZM153 206V205H152ZM161 206V205H160ZM214 206V205H213ZM230 206V205H229ZM258 206V205H257ZM10 207H12V206H10ZM14 207H16V205L14 206ZM27 207V206H26ZM31 207V206H30ZM32 207H35V206H32ZM108 207V206H107ZM156 207V206H155ZM189 207V206H188ZM19 208V207H18ZM17 208V209H18ZM37 208H36V210H37ZM118 208V207H117ZM143 208V207H142ZM178 208V207H177ZM177 208H176V211H177ZM180 208V207H179ZM184 208V207H183ZM10 209V208H9ZM23 209V208H22ZM34 209V208H33ZM32 209V210H33ZM101 209V208H100ZM122 209H124V208H122ZM146 209V208H145ZM156 209V208H155ZM158 209V208H157ZM188 209V208H187ZM245 209V208H244ZM256 209V208H255ZM21 210V209H20ZM26 210V209H25ZM24 210V211H25ZM28 210H29V208H28ZM88 210V209H87ZM92 210V209H91ZM130 210V209H129ZM131 210H132V208H131ZM133 210H135V209H133ZM150 210V209H149ZM148 210V211H149ZM165 210V209H164ZM169 210H172V209H169ZM190 210V209H189ZM188 210V211H189ZM252 210V209H251ZM7 211H8V209H7ZM23 211V210H22ZM34 211H35V209H34ZM117 211V210H116ZM127 211V210H126ZM126 211H125V213H126ZM151 211H152V209H151ZM167 211V210H166ZM27 212V211H26ZM82 212V211H81ZM80 212V213H81ZM113 212V211H112ZM155 211H153V213L151 212V216L153 217V216H156L157 217V215H156V213H154ZM170 212V211H169ZM168 212V213H169ZM172 212V211H171ZM13 213V212H12ZM28 213V212H27ZM29 213H30V211H29ZM37 213V212H36ZM40 213V212H39ZM38 213V214H39ZM79 213V214H80ZM96 213V212H95ZM115 213V212H114ZM122 213V212H121ZM129 213H131V211L129 212ZM134 213V212H133ZM149 213V212H148ZM188 213V212H187ZM1 214V213H0ZM23 214V213H22ZM31 214V213H30ZM41 214V213H40ZM84 214V213H83ZM103 214V213H102ZM136 214V213H135ZM150 214V213H149ZM251 214V213H250ZM253 214V213H252ZM26 215V214H25ZM59 215V216H60ZM85 215V214H84ZM92 215V214H91ZM109 215V214H108ZM128 215V214H127ZM144 215V214H143ZM161 215H163V214H161ZM34 216V215H33ZM33 216H31V217H33ZM54 216V217H55ZM58 216V215H57ZM56 216V217H57ZM58 216V217H59ZM112 216V215H111ZM123 216V215H122ZM131 216H133V214L131 215ZM136 215H134V217H135ZM139 216V215H138ZM252 216V215H251ZM27 217V216H26ZM35 217V216H34ZM38 217V216H37ZM62 217V216H61ZM80 217H82V215L80 216ZM101 217L102 216H100L99 218L100 219H97L98 221H96V222H94V223H92L91 222V224L93 225V226H108V225H112V222H114L115 220H113L112 221V219H111V221L112 222H110V220H107V221H105L104 219H101ZM151 217V218H152ZM158 217H160V216H158ZM157 217V218H158ZM249 217V216H248ZM36 218V217H35ZM43 218V217H42ZM47 218V219H48ZM83 219H85L84 217H82ZM95 218V217H94ZM117 218H119V217H117ZM154 218V217H153ZM162 218V217H161ZM6 219H8V218H6ZM44 219H45V217H44ZM44 219H41V220H43V222H44ZM52 219H53V217H52ZM56 218H54V220H55ZM71 219L69 220L68 219V221H70L71 222ZM74 219V220H75ZM79 219V218H78ZM96 219V218H95ZM95 219H94V221H95ZM121 219V218H120ZM125 219H126V217H125ZM145 219V218H144ZM156 219V218H155ZM160 219V218H159ZM165 219H167V218H165ZM181 219V218H180ZM62 220V219H61ZM64 220V219H63ZM73 220V219H72ZM90 220V219H89ZM141 220V219H140ZM152 220V219H151ZM3 221V220H2ZM1 221V222H2ZM9 221V220H8ZM28 221V220H27ZM45 221H47L46 219H45ZM50 222H51V220H49ZM48 221V222H49ZM57 221H58V219H57ZM65 221H67V220H65ZM67 221V222H68ZM82 221V220H81ZM80 221V222H81ZM169 221V220H168ZM11 222V221H10ZM53 222V221H52ZM63 222V221H62ZM90 222V221H89ZM89 222H88V224H89ZM119 221L117 220V223H118ZM147 222V221H146ZM150 222V221H149ZM152 222V221H151ZM165 222V221H164ZM171 222V221H170ZM169 222V223H170ZM182 222V221H181ZM6 223V222H5ZM31 223V222H30ZM35 223V222H34ZM33 223V224H34ZM58 223V222H57ZM61 223V222H60ZM65 223V222H64ZM83 223H85V222H83ZM87 223V222H86ZM155 223V222H154ZM156 223H158V222H156ZM249 224H251V225H253V229L251 230V231H249L248 233H244L242 230H240V228H239V226L237 227L236 225L237 224H235V225H233L232 227H230L228 230H226V232H225V234H224V238H223V241H222V243L221 244H217V247H216V250H215V253H217L222 259H225L226 260V262H227V264H264V221L263 220H261V216L260 215H254V216H252L251 217V219L249 220V222H248ZM19 224V223H18ZM37 224V223H36ZM55 224V223H54ZM75 224V223H74ZM74 224L72 223L71 225H73L74 226ZM79 224V223H78ZM123 224V223H122ZM150 224V223H149ZM148 224V225H149ZM163 223H161V225H162ZM165 224H166V222H165ZM178 224V223H177ZM30 225H32V224H30ZM38 225V224H37ZM40 225V224H39ZM42 225H44V223L42 224ZM41 225V226H42ZM51 225V224H50ZM66 225V224H65ZM67 225H70V223H68ZM66 225V226H67ZM76 225H77V223H76ZM143 225H146V224H143ZM155 225V224H154ZM160 225V226H161ZM40 226V227H41ZM80 226V225H79ZM79 226H78V228H79ZM87 226H89V225H87ZM97 226V227H98ZM113 226V225H112ZM132 226V225H131ZM134 226V225H133ZM142 226V225H141ZM153 226V225H152ZM159 226V225H158ZM3 227V226H2ZM13 227V226H12ZM34 227H35V225H34ZM38 227V226H37ZM55 227V226H54ZM63 227H65V226H63ZM77 227V226H76ZM108 227H110V226H108ZM124 225H121V224H115V226H114V230H115V232H121L122 233V231L124 230ZM145 226H143V228H144ZM150 227V226H149ZM162 227V226H161ZM164 227V226H163ZM166 227V226H165ZM245 227V226H244ZM15 228V227H14ZM29 228V227H28ZM32 228V227H31ZM36 228V227H35ZM44 228V227H43ZM66 228V227H65ZM82 228V227H81ZM85 228V227H84ZM90 228V227H89ZM103 228V227H102ZM146 228V227H145ZM155 228V227H154ZM160 228V227H159ZM172 228H174V227H172ZM6 229V228H5ZM16 229H18V228H16ZM20 229V228H19ZM42 229V228H41ZM45 229V228H44ZM55 229V228H54ZM57 229V228H56ZM70 229H73V228H71L70 227ZM77 229V228H76ZM80 229V228H79ZM83 229V228H82ZM94 229H95V227H94ZM104 229V228H103ZM102 229V230H103ZM110 229V228H109ZM11 230V229H10ZM27 230V229H26ZM39 230V229H38ZM84 230V229H83ZM90 230V229H89ZM96 230H97V228H96ZM100 230V229H99ZM129 230V229H128ZM166 230V229H165ZM164 230V231H165ZM3 231V230H2ZM13 231H14V234H16V235H18L17 233H15V230L13 229ZM18 231V230H17ZM20 231V230H19ZM24 231V230H23ZM41 231V230H40ZM60 231V230H59ZM58 231V232H59ZM61 231H62V228H61ZM69 231V230H68ZM73 231V230H72ZM77 231V230H76ZM27 232V231H26ZM80 232H82V230L80 231ZM79 232V233H80ZM86 232H88V231H86ZM85 232V233H86ZM91 232V231H90ZM94 232V231H93ZM92 232V233H93ZM102 232H104V231H102ZM107 232V231H106ZM126 232V231H125ZM135 232V231H134ZM143 232V231H142ZM208 232V231H207ZM7 233H9V232H7ZM13 233V232H12ZM63 233H65V231L63 232ZM74 233V232H73ZM78 233V234H79ZM110 233V232H109ZM151 233V232H150ZM242 233V234H241ZM20 234H21V232H20ZM19 234V235H20ZM29 234V233H28ZM27 234V235H28ZM32 233H30V235H31ZM36 234V233H35ZM38 234H39V232H38ZM42 234V233H41ZM53 234V233H52ZM76 234V233H75ZM88 234H91V233H88ZM95 234V233H94ZM120 234V233H119ZM138 234V233H137ZM11 236H12V234H10ZM22 235V234H21ZM24 235H25V232H24ZM30 235H28V236H30ZM45 235V234H44ZM49 235V234H48ZM73 235V234H72ZM107 235V234H106ZM136 235V234H135ZM140 235V234H139ZM181 235V234H180ZM195 235V234H194ZM14 236V235H13ZM33 236H36V235H33ZM42 236V235H41ZM50 236H52V235H50ZM75 236V235H74ZM80 236V235H79ZM94 236V235H93ZM97 237H98V234L96 235ZM109 236V235H108ZM117 236H119V235H117ZM133 236V235H132ZM137 236V235H136ZM135 236V237H136ZM183 236H184V234H183ZM7 237V236H6ZM17 237V236H16ZM20 237V236H19ZM31 237V236H30ZM37 237H39V235L37 236ZM61 237V236H60ZM78 237V236H77ZM114 238H116L115 236H113ZM14 238V237H13ZM24 238V237H23ZM35 238V237H34ZM45 238V237H44ZM69 238H70V236H69ZM76 238V237H75ZM84 238V237H83ZM92 238V237H91ZM98 238H100V237H98ZM120 238V237H119ZM134 238V237H133ZM166 238V237H165ZM172 238V237H171ZM9 239V238H8ZM12 239V238H11ZM53 239V238H52ZM62 238H60V240H61ZM74 239V238H73ZM79 239H81V238H79ZM78 239V240H79ZM103 239V238H102ZM108 239H109V237H108ZM111 239V238H110ZM129 239V238H128ZM169 239V238H168ZM4 240V239H3ZM16 240V239H15ZM28 240V239H27ZM35 240V239H34ZM42 240H43V237H42ZM48 240V239H47ZM46 240V241H47ZM50 240V239H49ZM55 240H56V238H55ZM57 240H58V238H57ZM59 240V241H60ZM65 240V241H64ZM70 241H68L67 240V237H65V236H63V241L64 242H66V245L64 246V245H62L64 248H62L63 249V253H66L67 255V257H69L68 258V260L66 261V260H64L65 262L63 263L62 261V263L61 262H59V263H61V264H77L78 263V260H77V257L75 256V255H79L80 256V253H83V252H85V250L87 249V248H90V247H92V245H94L95 243H92V241L90 242V240L87 242V245H86V243H85V247H83V246H79V243L78 242H74L73 240H72V238L71 239H69ZM132 240V239H131ZM32 241V240H31ZM85 241V240H84ZM34 242V241H33ZM44 242H45V240H44ZM43 242V243H44ZM167 242V241H166ZM26 243V242H25ZM24 243V244H25ZM36 243V242H35ZM35 243H33V244H35ZM59 243V242H58ZM107 243V242H106ZM125 243V242H124ZM134 243V242H133ZM163 243V242H162ZM17 244V243H16ZM27 244V243H26ZM31 244V243H30ZM32 244V245H33ZM45 244H47V243H45ZM132 244V243H131ZM146 244V243H145ZM39 245V244H38ZM54 245V244H53ZM56 245H58V244H56ZM108 245V244H107ZM133 245V244H132ZM157 245V244H156ZM155 245V246H156ZM160 245V244H159ZM158 245V246H159ZM170 245H172V244H170ZM175 245V244H174ZM27 246V245H26ZM29 246V245H28ZM36 246V245H35ZM44 246V245H43ZM49 246V245H48ZM47 246V247H48ZM59 246V245H58ZM106 246V245H105ZM110 246V245H109ZM119 246H120V244H119ZM124 246H126V245H124ZM166 246V245H165ZM188 246V245H187ZM21 247V246H20ZM19 247V248H20ZM22 247H24V246H22ZM38 247V246H37ZM42 247V246H41ZM40 247V248H41ZM56 246L54 245V248H55ZM95 247V246H94ZM102 247H103V244H102ZM115 247V246H114ZM121 247L123 248V246H122V243H121ZM127 247H128V245H127ZM146 247V246H145ZM18 248V247H17ZM31 248V247H30ZM39 248V247H38ZM37 248V251L39 250ZM49 248H51V247H49ZM57 248V247H56ZM59 248V247H58ZM97 248V247H96ZM105 248H107V247H105ZM140 248V247H139ZM154 248V247H153ZM5 249V248H4ZM3 249V250H4ZM10 249V248H9ZM29 249V248H28ZM92 249V248H91ZM98 249V248H97ZM147 249V248H146ZM151 249V248H150ZM155 249V248H154ZM14 250V249H13ZM12 250V251H13ZM24 250V249H23ZM27 250V249H26ZM32 250V249H31ZM44 250V249H43ZM42 250V251H43ZM50 250V249H49ZM99 250V249H98ZM104 250V249H103ZM102 250V251H103ZM106 250V249H105ZM108 250V249H107ZM112 250V249H111ZM143 250V249H142ZM153 250V249H152ZM163 250H164V248H163ZM34 251V250H33ZM60 251H62V250H60ZM100 251V250H99ZM135 251V250H134ZM154 251V250H153ZM180 251V250H179ZM16 252H17V250H16ZM23 252V251H22ZM27 252V251H26ZM29 252V251H28ZM49 252V251H48ZM51 252H53V251H51ZM57 252V251H56ZM55 252V253H56ZM101 252V251H100ZM114 252V251H113ZM112 252V253H113ZM130 252V251H129ZM136 252V251H135ZM135 252H134V254H135ZM11 253V252H10ZM21 253V252H20ZM24 253V252H23ZM37 253V252H36ZM58 254H60L59 252H57ZM132 253V252H131ZM157 253V252H156ZM180 253H185V254H183V255H185V256H187L186 254H188V255H191L192 257H197L198 255H201L202 257L201 258H203V262L204 261H209V262H211L213 259H214V255H206V254H202V252H201V250H200V248H198V247H196V246H192V245H190V246H188V247H186L184 250H181L178 254H180ZM12 254V253H11ZM18 254V253H17ZM22 254V253H21ZM25 254V253H24ZM29 254H31V253H29ZM28 254V255H29ZM42 254V253H41ZM40 254V255H41ZM130 254V253H129ZM148 254V253H147ZM151 254V253H150ZM149 254V255H150ZM159 254V253H158ZM171 254V253H170ZM8 255V254H7ZM27 255V256H28ZM47 255V254H46ZM51 255V254H50ZM62 255V254H61ZM60 255V256H61ZM84 255V254H83ZM82 255V256H83ZM88 255H90L89 253L86 255V256H88ZM107 255V254H106ZM114 255V254H113ZM139 255V254H138ZM4 256V255H3ZM17 256V255H16ZM26 256V257H27ZM32 256V255H31ZM37 256H38V254H37ZM48 256V255H47ZM59 256V257H60ZM163 256V255H162ZM175 256V255H174ZM23 257V256H22ZM25 257V258H26ZM42 257V256H41ZM44 257V256H43ZM50 257V256H49ZM51 257H53L54 258V256H51ZM63 257H65V255H63ZM84 257V256H83ZM89 257V256H88ZM96 257V256H95ZM110 257V256H109ZM114 257V256H113ZM124 257V256H123ZM127 257V256H126ZM133 257H136V256H133ZM138 257V256H137ZM1 258V257H0ZM14 258V257H13ZM28 258H30V257H28ZM35 258V257H34ZM86 258V262H87V257H85ZM120 258V257H119ZM140 258V257H139ZM142 258V257H141ZM158 258V257H157ZM157 258H156V260H157ZM180 258H181V256H180ZM4 259H5V257H4ZM9 259H10V257H9ZM16 259V258H15ZM83 259V258H82ZM102 259V258H101ZM107 259V258H106ZM117 259V258H116ZM115 259V260H116ZM142 259H144V258H142ZM154 259V258H153ZM193 259H196V258H193ZM6 260V259H5ZM12 260V259H11ZM23 260V259H22ZM26 260V259H25ZM40 260V259H39ZM56 260V259H55ZM61 260V259H60ZM93 260H95V259H93ZM109 260V259H108ZM111 260H112V258H111ZM111 260H109V261H111ZM118 260V259H117ZM123 260V259H122ZM132 260V259H131ZM135 260V259H134ZM141 260V259H140ZM147 260V259H146ZM161 260V259H160ZM168 260V259H167ZM198 260V259H197ZM10 261V260H9ZM18 261H20L19 259H18ZM33 261V260H32ZM36 261H38L37 259H36ZM45 261V260H44ZM48 261V260H47ZM57 261V260H56ZM83 261V260H82ZM81 261V262H82ZM88 261H90V260H88ZM100 261V260H99ZM103 261H105V260H103ZM107 261V260H106ZM119 261V260H118ZM175 261V260H174ZM0 262H2V261H0ZM8 262V261H7ZM12 262V261H11ZM15 262H17V261H15ZM26 262V261H25ZM30 262H31V260H30ZM85 262V261H84ZM83 262V263H84ZM85 262V263H86ZM96 262V261H95ZM112 262V261H111ZM117 262V261H116ZM129 262V261H128ZM131 262V261H130ZM134 262V261H133ZM143 262V261H142ZM156 262V261H155ZM173 262V261H172ZM171 262V263H172ZM200 262V261H199ZM32 263V262H31ZM38 263V262H37ZM41 263V262H40ZM39 263V264H40ZM48 263V262H47ZM55 263V262H54ZM99 264H100V262H98ZM104 263V262H103ZM106 263V262H105ZM104 263V264H105ZM115 263V262H114ZM113 263V264H114ZM126 263V262H125ZM124 263V264H125ZM150 263H151V261H150ZM168 263V262H167ZM9 264V263H8ZM12 264V263H11ZM14 264H16V263H14ZM25 264V263H24ZM27 264V263H26ZM44 264H46V263H44ZM50 264H53V263H50ZM81 264V263H80ZM86 264H89V263H86ZM93 264H95V263H93ZM102 264V263H101ZM112 264V263H111ZM120 264V263H119ZM129 264V263H128ZM134 264H136V263H134ZM147 264V263H146ZM158 264H160V263H158ZM178 264V263H177ZM183 264H185V263H183Z\"/></svg>","mask_w":264,"mask_h":264}]
</instances>
